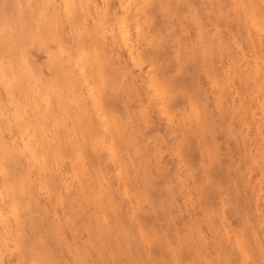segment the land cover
I'll return each mask as SVG.
<instances>
[{
    "label": "bare ground",
    "instance_id": "obj_1",
    "mask_svg": "<svg viewBox=\"0 0 264 264\" xmlns=\"http://www.w3.org/2000/svg\"><path fill=\"white\" fill-rule=\"evenodd\" d=\"M168 1L170 2L171 0H60V1L58 0H0V86H1L0 89H2L3 93L5 94L4 96L5 100L2 101L0 97V264H3L5 262L3 261V259L6 260L4 258L6 257L5 254L7 253L8 255L12 249L13 250L16 249V251L14 250L15 252L17 251L19 252V253H15L13 251V254L15 253L18 255L16 259L19 264H23V262L25 261V258L28 257L27 254H29L30 257H34L33 259H36V260L38 259L39 260V261L37 260L38 262L36 260L34 261L37 263L40 262L41 257L45 255L47 256L48 254H50L49 257L48 256L47 258L44 257V260L49 261V262L46 263L41 258V260L44 263L41 262L40 264H53V263H56V260H54V258L59 254V253L58 254L56 253V250L58 249L55 247V245H59V243L62 242V240L64 241L66 240L68 241L69 239L72 240L71 238H73V240L75 239L76 242L79 241V239L78 240L76 239V238H79V234L77 235L76 234L77 232L75 233V229L78 227V225H81L79 224L80 222L79 223L78 221L76 222V225L77 223L78 225L75 226V228L73 227L75 224L70 222L71 224L69 223L70 225H68L66 229L69 231H66L65 228L67 225H65V223L68 222V220H70V219L64 220L66 219V217L63 219L65 222L62 223V225L65 226L64 230L66 232H69V233H65L66 235L68 234L67 237H69L70 229L73 227L72 228L73 230L71 229V232H72V235H70L71 238L69 239L65 238L66 239L65 240L63 237H61L62 234L59 235L58 232L56 231L54 232L52 231L53 233L51 234L50 229L47 230V228L52 227V226L54 227V225H52L53 222L51 224L49 223V221L52 220L54 216L52 215L53 212L46 211L48 210V208L46 209V207L44 206L42 207L46 210H43L42 208V211H46L48 213L52 212L51 214H49V216L50 215L52 216V218H50L49 216L45 217L46 212L45 213L41 212L43 214L42 215L39 211H37L39 212L38 214L42 215L44 218L46 219L50 218V220L48 219L49 221H47V223L52 225L50 226L47 224L48 227H46L47 225H45L44 226L45 231H42V234L43 233L46 234L45 232L47 233L49 232L52 235V239H51L50 238L51 235L47 234V237L50 236L48 237L49 238L48 241L50 240L51 242L49 243L52 245L50 248L49 246L50 244L46 240L47 245L49 244L48 245L49 248H47L45 247L46 243L44 242L45 246L44 245L43 246L48 249L46 250L48 253H46L44 250V255L41 254L42 250L40 249L41 247L40 244L43 243V239L45 240L47 239V237L45 238L44 237L45 235L44 234L42 235L41 232L36 233L37 229L43 230L42 225L46 223V221L42 220L43 218L40 216L39 221L42 220V225L40 223L41 226H38V227L36 226V225H39V223L36 224V222H39L38 221L39 215L36 213V210L38 209L41 210L40 209L41 205H39L40 207L37 206V201L38 199L40 200V198H38L37 200L36 198L39 196V194L45 193V190L42 188H47L46 186L47 180L51 181L55 186L56 185L62 186V188L65 190V193L69 192V186L67 185L69 184V182L67 179L66 180L68 183L65 182L66 181L65 179H63L64 181L62 180L61 175L64 173L63 172L61 173V170L59 171V168H60L59 163L63 159H65V157L64 158L62 157L64 156L63 151L66 153L68 151V148H69V152L73 149H75L74 151L78 152V153L76 152L78 154V155L76 154V156H74V153L71 154V157L74 156L72 159L76 157L75 160L77 164L74 163L75 161L72 162L73 160L71 159L72 161L70 160V162L73 168L70 167L71 166L70 164L69 170L72 169L73 174H74L73 176H75L76 178L78 176H81L80 178L78 177L79 179L77 178V181H79V184L77 182V184L79 185L78 187L79 189L77 190V192L79 191L81 193L82 199L84 200L82 202L81 197H80V200L78 199L77 203H81V202L82 203L80 205L77 204V207L79 209L73 205L75 208L74 209L73 207L70 206L72 205L70 201L71 199L69 200L68 199L69 197H67V199H63V200L64 201L67 200L65 202L70 203V205L66 204V206L69 205L68 207H71V209H74V212H76V215H77L80 212L77 211L76 208L80 210L81 209L80 207H83V209L80 210V211H83L87 207L85 203L88 197L92 198L93 196L94 202H96L95 204L93 202V205L98 206V207L100 206L101 208L102 206L103 208L105 206H106L105 208H108L107 206L110 205L109 207L110 208L112 207L115 210L114 216L112 218L113 220H112V219H108L109 216L108 217L106 216V218H104L105 216H103V214H106V212L108 214V211L111 214L110 208H108L109 209L108 211L105 208H104L105 210H103V208L102 209L99 208V211L103 210L101 212L103 213L101 217L99 215L97 216V213L95 212V211H98V209L96 210L95 209L96 207L95 206L93 207L95 210L93 211L95 212V214L93 215L95 218L94 217L93 218L95 220L94 219L92 220L95 222L90 221V223H96V224L91 226L90 224H88L89 221L86 220L85 221L86 226L83 225L85 222L82 223L81 225L83 226V228L85 227L86 232L89 231L87 229H90L92 235L91 233L89 235L87 234L88 236L87 242H81V243L78 242L80 246H83L85 244V246L87 245L86 247L88 248L86 249V247L84 246L82 248L76 243L73 244L74 250H75L73 254L74 255L76 254L75 255L76 257L72 255L73 258L75 257V260H72V261L74 262L76 261V264H78L77 263L78 261H79V264H96L98 262H101L99 260L100 259L102 260L103 258L101 257L105 256L104 252L107 253L106 251H109L108 249L112 245H114L112 244L110 245V247H107L106 245L108 249H106V251L103 252L104 248H106L104 237H108V236L113 237L111 236L113 233L112 234L110 233V235L108 236L102 235L104 237L99 235L102 238L100 239L101 242H99L98 239L96 240V242L100 244L94 241L95 236H97L95 234H104L103 233L105 232L104 230L106 228L110 229L109 227H112V225L110 224L112 223L114 224L115 219L121 220L122 218H124L122 217L123 213H127L128 209L130 210V207L129 208L127 207L130 206V204L133 203L134 200L138 197V195L144 192L145 189L147 190L146 192L148 193H150L149 190L153 192L154 190L150 189L149 187L152 188L153 186L156 185L157 188H159V190L156 187H154L156 190V193L155 192L154 193L157 194L158 191L160 192L162 188L160 187L161 183L159 184V182H161L160 180H162L161 178L165 179V181L162 180L163 181L162 184L164 185L165 183V186H166L165 195L163 197L159 196L158 198L157 197L155 198L154 197L155 195H153L154 193L152 195L147 193L149 196L147 194L145 196L146 197L148 196L147 198H149L150 196L151 197L153 196V198H155V201L159 200L158 202L153 201L155 203L151 202V204H153L154 207L156 205L157 207H159L158 210L161 211V213L164 216V219H162L161 221L163 222L165 220L168 226L169 224H171L172 226L174 224V227L171 229L170 227L164 226V227H160L159 229H156L152 226L153 224L152 225L149 224L150 222L149 223L147 222L148 224L143 226L145 224L144 222H143V225H141V223H138V221L140 222L142 218L138 220V217H137L136 220L138 221L135 220V222L138 223V224L136 223V225L138 226L139 229H141L139 230V235L142 234V237L138 236V232H136L138 231L137 228H134V229L130 228L132 232H136V235H133V238H131L130 236L134 233L128 232L129 229L126 228V230H128L126 232H128V234L129 233L131 234V235L127 234V236L131 238V241L126 240L127 236H125L124 241H127L128 245H126V242H125L122 245L123 247L132 249V251H134L135 253V256H137L136 252H139L141 256L142 255L141 253H143L139 251L140 249H142L141 245L147 244V248H151L155 246L156 249L155 248H152V250L147 249L148 254H146L147 251L146 253H144L146 254V257L144 254H143L144 256L142 255L143 256L142 258H144L143 261H146L147 257H149V262L150 261L153 262L154 258H156L155 260L158 261L159 258L162 257V256L159 257L158 255L151 257V255L156 254L154 253L156 251H153L154 249L158 250V252L159 251L163 252L162 253L163 256L167 251L168 252L167 254H169V257L167 258L165 256V258L168 261L169 259H171L170 258L171 255H172L171 257H174L173 259H179L178 255L181 252V249L186 248L187 251H190L188 255L189 259H187V256L185 258L186 260L182 258V260L184 259L182 262L183 264L187 261H190V263H193V264L203 263L201 261L203 260L206 261L205 257L207 256L205 255L209 254L208 251H211V253L214 254L215 257H214V260L212 261H215V262L217 261V264L218 262L220 264L221 263L223 264H242L244 261L246 262V260L249 259L248 255H250L251 253L253 255H251L252 257L251 256L250 257L253 260L255 259V257H257L256 258L257 260L255 259L257 262H255V260L254 261L250 260L252 261L251 262L252 264H264V240H263L264 236H262L264 234V136H263V131H264V0H233L236 3L235 5H237L238 11L241 13L240 14L241 16H239V19L243 20L244 22L243 26H245L246 28V31H244L246 34L244 33V35H242L243 40H246V41L243 45L240 43V41L239 43L242 46H244L247 42L250 48L249 52H247V50H243V48L246 49L248 47L247 45L242 48V46H239V44L236 45V43H234V42H237L238 40L237 41L233 40L235 37L233 36V34L231 38L228 36L230 39L229 38L224 39L222 38L223 36L220 37L218 33H215L218 27L215 19L214 21H211L212 19L210 20L211 27L213 28L212 30L214 31L212 36L206 35V34H209V33H206L208 32L207 29L205 30L206 34L201 32L200 29L198 30V32L196 31L198 34H197L196 39H194V42L195 40L197 42L203 41V39L206 38L205 39L206 44L208 42V44H211L210 46H212V48L216 46L214 49L210 48L208 50L209 45L208 44L205 45L207 48H204V49H206L207 50L206 52L208 53L204 51L206 53L204 54L205 55L210 54L212 55V57L211 56H210L211 58L206 57L204 54H202L204 62H202L201 66L200 65L198 66L199 62L197 64V62L194 60L195 54L197 52L194 49V45H195L194 42H189L186 46L184 44H180L182 45L181 46L183 48L182 49L180 45H178L180 41L178 43V41L176 40V36L172 35L175 37L174 40H173L174 37L171 38L172 43L176 40L175 43L177 42L178 44L176 43L173 46H168V42L164 38L165 37L164 33L161 34V37L163 36V38L162 40H160L161 39L160 37L159 39L160 42L158 41H156V43L153 42L156 40L154 39L155 36L159 35L160 30H162L163 27L166 28L165 26H163L164 25L163 23L166 22L167 16H168V19L170 18L172 19L171 12L175 13L174 11L177 10V9L175 10L174 8H173L174 10L172 8L171 10L167 9L166 6H167ZM181 1H182L181 4H185V7L190 6V8L188 9H193L191 7L194 5L193 4L192 6L190 5L191 0H186V1L181 0ZM172 3H175V0H172ZM224 3L222 4L224 5ZM231 3L233 4L234 2H231ZM179 4L180 2L179 3L177 2L176 4H171V5L172 6L177 5L176 7L178 6L180 7ZM227 5H229V3ZM172 6L169 5V8ZM225 6H226V3H225ZM213 7L214 6H211L210 8H213ZM13 8L14 10H12ZM195 8L193 9L194 12L196 11ZM216 8L217 9H215V12H214L215 14L212 11H208V12H211L214 15V17H217L221 12L223 11L225 12L226 10L224 9V6L221 7L219 4L216 6ZM181 9L177 10V12H179ZM181 11H183V9ZM216 12H218L217 15H216ZM165 16H166V19L165 21H163ZM207 16L209 20L210 19L209 15ZM175 17L177 18V15ZM196 17L199 20V17L198 16ZM195 19L196 18H194V20ZM88 24L90 26H88ZM179 24L182 26L181 23ZM180 25L179 27L177 26V28L180 29ZM65 28H66L67 34L64 32ZM180 30H182V32L184 31V29H180ZM240 34L241 33H239V36L241 37ZM157 36L156 38L158 39ZM179 37L177 36L178 39ZM36 39L39 40V45L42 46L43 48L48 47V44H47L48 41H50L51 43H54V45L57 46L58 48V49H55V51H53V53H55L56 56L51 51H48L47 53V55H49V58H50L48 61L49 63L47 64L50 66L51 65L50 61H52V65L50 67L51 69L53 68L52 74H54L55 78L53 77V78H50L49 80L45 79V77L43 78L41 69L38 67H35L33 63L31 62V54H30L29 46L31 45L30 43H32L33 41H36ZM227 40H233L234 42L230 44V42ZM108 41L110 42L108 43ZM65 43L66 44L68 43V47L66 46ZM64 44L66 47L64 46ZM86 44L87 46H91V47L88 48ZM232 44L235 45L234 49L232 47ZM144 46L145 47L148 46V50ZM84 48H86L87 50L92 49L91 51L88 50V52H91L96 58V60L91 58L92 60L90 59L91 60L90 61L89 53L87 54V50L85 51ZM179 48L182 49V51ZM189 48H191L192 51L189 50L190 51L189 52L187 50ZM121 51L124 52V56L126 54L125 58H122L123 55L121 54L123 53H121ZM223 58L226 59L227 65H225L226 63L224 62ZM124 59H126V61H124ZM222 60L225 63V64L223 63L224 65L221 64ZM88 62L90 63V65ZM218 63L221 64L220 67L217 65ZM48 65H47V68H48ZM102 65L105 66L106 68H104ZM101 66L103 67V69ZM143 66H145V68ZM224 68L225 69L227 68L228 71L232 70L233 73H235L234 75L236 76L238 75V77H241L242 81L244 80L243 88L245 89V92L241 94L242 98L241 97L239 98L240 101L238 100L239 102L235 103L237 101H228L229 99L233 100L232 96L234 94L231 96L227 91H225V88L220 89V91L218 90L220 87L217 88L216 90L218 92H221V96H218V97L215 96L217 97L216 98V101H217L216 108L218 109V110L216 109V111H219L218 112L219 120L224 123V127L226 124L229 123V129H230V125L233 119H235L236 122L238 121L241 127L245 126V128H248L249 125H252L254 127L253 129H254V137H255L254 139L255 149L252 152H255V153L251 154L250 150H248L249 152L248 151L247 152L249 156L247 155V157L251 159V160L248 159L251 163L257 161L256 163H253L254 168L258 167V174H259L258 175L255 173L256 175L259 176V177L258 176L255 177V180H253L254 177L250 174L252 171L250 169L253 168L251 166H249L250 168H248V171L250 172L248 173V172H244L245 171L244 169H242L243 171L237 170L239 166L235 167L234 169L232 168L231 165H229L230 163L229 164L226 163L225 166H223L224 163H220L222 156L221 154H218L219 152L216 151L218 150V148L215 147L216 139L214 137L215 136L214 133L220 131L219 130L220 128L218 130L217 129L215 130V128H217L215 125L217 123H215L213 120L215 115L211 113V110L207 109L208 107L206 108L205 103L202 102L204 99L206 100L208 96L203 94L205 98L204 97L201 98L200 94L202 92L200 93L198 90H196L197 88L196 85L198 84L197 82L198 72L205 69L204 71H206L209 75L211 74L212 76L213 74L215 75L216 72L220 69L221 70L219 72H222V74L228 72L227 70H224ZM90 69H92V71ZM106 69H107L108 74L107 72L104 73L107 75V77L106 75L104 76L106 78L103 77L104 79H106L104 80L103 78H101V76L104 75L103 71H106ZM134 69L139 70V74L137 73L138 74L137 76H135L133 74L134 72H132V70L134 71ZM48 70L50 69L48 68ZM138 70H136V72ZM99 71L103 75H101ZM180 71L183 72V74L181 73L182 76H179ZM98 72L100 73V76ZM50 73H51V70H50ZM92 74L94 76L98 75L100 77L98 78L100 79L99 82L102 79L105 81L104 84L106 83V85L104 86V88L108 86L107 85L109 83L108 80L112 79L113 82L111 83H113V85L109 83V86L112 85V87L110 86L111 89H108L109 87L105 88L107 89L106 95L108 96L109 100L108 98L106 99L107 101L103 99L104 98L103 97L104 88L102 89L103 81L100 82L102 83V85L100 84L101 88L97 89L96 91L91 90L89 92L88 97H86L87 99H89V101L84 96L83 97L80 96L81 99L80 101H78L77 99H79V97L76 98V96H74L75 92H73L74 91L73 89L75 88L77 89L75 91L79 90L81 93L82 90L80 89H82L83 85H85V83H87L93 77ZM217 74L219 73L217 72ZM227 74L228 73H226V75ZM108 75L110 76V78ZM226 75H224V78L228 80V77ZM138 78L140 79L138 80ZM238 79L240 80V78ZM106 81H108V83ZM190 87L193 89V92H192L193 96H191L190 93L187 94L188 91L190 90L192 91V89L189 90ZM249 87L257 88V91L258 90L259 92L262 91V93H259L260 96L255 95V93H257L256 90H255V93L251 92L253 90H250ZM223 89L225 92H227L226 94L225 93L223 94V97L225 99L224 101L221 100ZM111 90L113 91L112 94H111L112 92ZM108 91H111V92L108 93ZM217 91L215 92L216 94H217ZM64 92H67V97H66V93L64 94ZM165 92H167L168 94ZM49 93L51 94L52 98L53 96L56 98V101L54 102L55 103L54 109L51 108L52 105H51V99L49 98L50 96ZM52 93H54V95H52ZM71 93H73L72 97H75L74 99H72V102H70L71 100L67 101L69 100V98H72ZM69 94H70V97H68ZM164 94H167L168 98H167V95L165 97ZM188 95L191 96L192 98H190ZM218 95H220V93ZM163 96L166 98V100L164 99ZM239 96H240V93H239ZM82 98L84 99L82 100ZM75 99L79 102L78 104ZM144 99H146L145 102H144ZM160 99H162V101ZM190 99H193L195 101H192V100L190 101ZM84 100H87V101H84ZM213 100H215V98ZM102 101H104V103H102ZM134 101L137 102L136 105L138 107H136L137 108L136 110L138 109L139 110L136 111V113L138 112L137 115H139V117L135 115V109L132 108L136 106L135 103H133ZM179 101H181L182 104L188 103V106L190 109V111L189 110L188 111L190 113V116H187L188 114L186 113L187 111L184 112L185 111L183 108L184 105H182L181 103L179 104ZM73 103H75V106H74L75 108L72 106L73 107L72 111H74V113L76 112L75 110H77L78 108L81 110V113H80L79 112L80 110L78 109L79 113L76 112L75 114L76 116L73 114V112H71L72 107L70 109V104L74 105ZM132 103L134 104V106L132 105ZM76 104L78 108H76L77 107ZM87 105H90L89 106L91 107L90 110L89 108L87 109L85 107ZM118 105L119 106L122 105L123 107L121 106L120 107L125 108L123 109V111L125 110V113L123 112L124 116L122 113H120L121 111L119 110H122V109H120ZM214 106H216L215 103H214ZM153 108H155L157 111V113L155 114H158L156 115L157 117L155 118L159 120V118L161 117V120L163 119L164 121L167 122L168 126H166V122H164L165 126L169 128L166 130V131H169V134L168 132L166 133L167 134L166 137L168 138V135H169L170 139L169 138L168 139L170 141L172 140V143L169 142V144H167L168 140L166 141V139L163 138V141H161L163 143L162 145V143L159 142V140L158 142H156L157 141L156 136H155L156 139L155 138L153 139L152 135H151L152 137L151 138L149 135H147L144 132L145 130L149 132L150 128H155L154 126L158 122L157 121L155 123L156 120H153L152 119L153 117L151 118L150 111L151 109L153 110ZM255 108H258L259 111L256 112L254 110ZM107 109H109L110 111H106ZM55 111L56 113L59 112L58 115H56V116H59V118L57 119H56V116L54 115ZM115 112H118L117 113L118 115L114 116L113 114H115ZM119 113L122 115H119ZM63 115L64 117L65 116L66 117L63 118ZM68 115L69 117L73 115L72 116L73 118L71 117L70 121L72 123L74 121L78 122L80 125L78 123H75V122L74 123L76 124V126L78 127L80 126L79 128L75 127V124H74V128L72 127L73 124L71 123L72 124L71 125L70 122L68 121L69 120ZM80 115L82 118L83 116H85L84 118L85 120L84 119H82L83 121H81V119L78 120V118H81L79 117ZM52 116H54V119H52L53 118ZM134 116L138 118L136 117L134 118ZM174 117H176L177 119L176 123L174 122L175 120L173 121ZM68 122H69L68 124L69 126L66 124ZM225 122L227 123L225 124ZM159 124H160V120H159ZM81 125L82 126L84 125V130H85L83 133L84 136L82 135L83 138L80 136H79L80 138L78 137V135H81L79 133L80 128L82 127ZM67 126L69 128L71 126L75 132L78 129L76 135L78 134L77 137L80 143L77 142V138L75 137L76 135H73L75 133L74 131H72L73 129L71 130L67 128ZM226 128L228 129V125L227 127H225V129ZM55 129L56 130L59 129L60 132L62 131L61 129H63L66 132V134L65 132L62 131L64 133L62 135L58 132L59 130L56 131ZM51 132L53 133L51 134ZM150 132H152V129L150 130ZM226 132H229V131H226ZM242 132L244 133L246 132V130L245 131L243 130ZM239 133L240 131L238 132V134ZM243 133H241V135L245 139V135L247 133L246 134L245 133L243 134ZM57 134H58V137H56L57 138L56 139L55 136ZM144 135H147V136H145L144 138ZM246 136H248V134ZM74 137H75V140H74ZM189 137L190 138L194 137V141L192 140L190 141ZM50 138H53V139H50ZM81 138L87 139V140H85L82 143L80 140ZM146 138L148 139L151 138L152 141L154 140L152 142L150 139L151 145H147ZM54 139L59 140V141L58 142L53 141L52 143L51 141ZM159 139L161 140V138ZM250 141L252 140L250 139ZM157 143H160V145ZM164 143H166L169 146H166V144L164 145ZM254 143L252 144L254 145ZM94 144L95 146H93ZM161 145L165 146L167 151L171 150L170 153L174 155L172 156L171 154H169L171 156L170 157L171 159L172 157L176 158L175 161L173 160V162H175L176 164V169L174 166L175 170H173L174 171L173 174H175L176 177H174L175 175L173 176V174H170V171L168 170L169 167L167 166L168 164L166 162L163 163L161 160L162 159L161 156L164 155L166 151L165 148L161 147ZM149 146L151 147L149 148ZM173 146L174 148H171ZM250 146L251 145H249V147ZM64 147L67 148V151H65L66 148L63 150ZM87 147L89 149L91 148L94 150L93 152L91 149L88 150V152L86 153L87 156L89 152H92V154L91 153L89 154L93 156V154L99 155L100 153L102 154V152L105 151L107 152V154L103 152V155L105 153L107 156L112 157V159L110 157L108 158V160L109 161L112 160L111 163L114 162L113 163L115 165L114 168L116 167L114 170L115 172L112 171L114 174L111 173L112 176L113 175L115 176L114 178V180L116 181V186L114 185L115 187L112 184H107L106 181L105 183L102 182V180L104 181L103 178L99 179L98 177H96V175H99V177L102 175L101 171L99 174H97L99 170L97 171V173L94 172V174L91 173L90 171L86 172L84 168L86 165L85 163L86 161L83 162L84 160L81 159L82 157L81 155L85 154V152L88 149ZM95 147L98 148L99 150L97 151ZM167 147L170 148V150ZM100 149H102L103 151ZM193 149L194 151L198 152L197 154L198 157L200 156L199 158L192 157V158H195V160L197 159L196 160L197 163L196 161H194L195 162L194 165L198 164L197 166H198V169L200 170V173H198V169L195 168L196 166L194 167L192 165V162H190V161H193L194 159L191 160L192 158L190 159L188 158L189 159L188 160L186 158L187 156L186 154L188 152L192 153L191 151ZM95 150H96V153H94ZM162 150H164V152ZM79 151H81L80 152L81 154L79 153ZM165 154L168 155V153H165ZM244 154H246V150ZM204 155L206 156V158H204L205 157ZM87 156H85V158ZM100 156H98L97 159H95V156H93L94 160H96V162L97 161L101 162L99 160L101 158ZM125 156L127 158L131 156L129 159V162H126L128 160L126 159ZM151 157H154L152 158L153 159L152 161L150 160ZM87 158H90V156ZM20 159H21L22 164L17 163L19 162ZM204 159H206V162L204 161ZM59 160L60 162L58 163ZM90 160L92 161L93 158L91 157ZM91 161L89 162L92 163ZM243 161H244V158H243ZM249 161H248V164H249ZM78 163H82L84 166L82 164L78 165ZM217 164L219 165L218 166L219 168L216 166ZM220 164L222 165L220 166ZM243 164L240 165V168ZM254 164H257V165L255 166ZM18 165L20 168L18 167ZM60 165L62 164L60 163ZM76 165L80 166L81 167L80 170L85 171L87 174L91 173V176L93 174L95 178L93 179V177L91 176L85 178L84 176H88V175L81 173L82 171L79 172L80 170L78 166H77L78 170H76L77 169L75 168ZM92 165H94L93 169L97 167V164L94 162ZM216 167L218 169H216ZM17 168L19 170L21 169L20 172ZM97 169H100V168L97 167ZM213 169L214 170L216 169L215 170L217 171V174L215 173L216 175L212 174V171H214ZM233 169L234 171L235 170L237 171L234 172L232 171ZM74 170L76 171L75 173H74ZM105 170H102L104 171V173L102 172L104 174L102 176H105V179H108L109 177L107 175L110 174L109 172L110 170L108 171L109 173L105 172ZM91 171L93 172V170ZM77 172H79V174L81 173V175L77 174ZM231 172H232V175H231ZM105 173L107 174L105 175ZM233 173H235L234 177H233ZM139 175H140V178H138ZM46 176H47V180H46ZM112 176L109 179L113 178ZM156 177H158V179ZM159 177H160V180H159ZM173 177L176 179H174ZM189 178L190 180L192 179L191 183L188 182L190 181L188 180ZM126 179H128L129 182ZM156 179L159 180V182ZM172 179L175 180L177 184H175V182H173ZM111 180H108V181H111ZM250 180H251V183H250ZM152 181H155V182L153 183ZM172 182L174 183V187L171 185L173 184ZM152 183L155 185H153ZM128 184L129 186L131 185L130 188H132L131 190L133 191V193L130 195L129 193L131 190L128 189L129 188L127 186ZM133 184H136L137 187ZM137 184L138 185L141 184L144 187L143 188H141V186L138 187ZM50 185L52 184H49L48 186ZM175 185L177 186L175 187ZM240 185H242L243 187L241 186L242 187L241 188ZM51 187L53 186H50L49 188ZM246 187L250 189L249 190L250 193H249V196L248 194L245 193L247 195L246 200L248 199L247 201L248 203L246 202L248 205H246L245 207L244 205L245 203L243 202L244 199H240L242 197L239 192L243 188L246 189ZM49 188H48V190L50 191L49 194L51 193L53 194V192L55 194L54 188H51V189ZM55 189H57V187H55ZM40 190L41 191L43 190L44 192L42 191L43 193H41ZM48 190L46 192H49ZM51 190H53V192H51ZM191 190L195 191L196 196L195 194L194 196L196 198L191 197L193 195V193H191ZM120 191L121 193H123L122 195L124 196L126 195L132 196L131 198L133 200L131 199V201L133 202L130 201L129 199L130 197L126 196L128 199L122 197L121 193H118ZM37 192H38V196L36 197ZM146 192H144L143 195H141L143 196L142 198L145 197L144 194ZM177 192H179L178 195H181L183 197L184 201L182 200L181 196L179 199L183 201V204L185 205V207L190 208L189 206H191L192 208L190 209L192 210V212L194 210H195L194 212L196 213L200 211L202 220L200 219L201 217L199 219L201 220L202 223L206 225L205 226L203 224L204 227H207V228H204L201 225L202 223L200 224V221L198 219L199 217L198 214L200 213H197L196 215H194V212L192 214L190 209H189L190 211L184 210L185 213L188 214L187 216L189 217V221H188V218L185 219L184 217L186 221L182 222L183 220H181L182 222V223L180 222L182 224L181 227L179 226L180 224H178L179 222L177 223V225L182 229L181 234L183 235H180V228H177L176 220H178L179 217L183 218L181 216H183L185 213L183 211V215H181L182 211H180L181 209L179 210V208L182 207L183 204L181 201L179 202H181L182 205L180 203L178 204L177 202L179 200L178 198H177L178 200L176 201ZM136 193H137V196L135 197ZM241 193H243V191ZM45 194L44 196L49 195V194L47 195ZM59 195H60V191H59ZM237 195L239 196V199ZM49 196L52 197V195H49ZM116 196L118 198L120 196L119 201L122 200L121 199L122 197L126 200H129L127 204L129 202L130 203L128 204V206L125 207L126 203H123L122 201V202L117 203L120 205V206L117 205L118 208L113 207L111 205L116 206L113 203L114 200H116L115 199ZM141 196H139L138 198H140ZM142 198L137 199V200H140L138 203L142 201L141 200ZM147 198L145 200H148ZM159 198H163L164 200H161ZM95 199L99 200V201L97 200L98 205ZM192 199H196V200H194L193 202ZM23 200H26L29 203L27 204V202L26 201L23 202ZM60 200L61 199H59L58 202H60ZM91 200L93 201V198ZM91 200L87 201L89 205L88 208L92 207L90 206V202H92ZM103 200H105L106 203ZM149 200L152 201L151 198ZM237 200L239 201L241 200L242 204L243 203L244 204L243 205L240 204L239 202H237ZM30 202L32 204L34 202V205L32 206ZM122 203L127 210L126 209L123 210V207H121ZM135 203L136 202H134L131 205V207L132 206L137 207L138 203L136 204ZM24 204H27L28 206L31 205L32 207L30 208H32V210L35 208L34 206H36V208L38 209L35 208L33 210L35 213L33 211H30V212L25 211L26 208L28 207L26 205L24 206ZM145 204L146 203H144V205ZM214 204L216 205L218 204L221 210L220 212L215 209L217 207L213 208ZM83 205H86V206H83ZM178 205H181V206L179 207ZM23 207L24 208L26 207L25 210L24 209L21 210ZM154 207H152V209H156V207L155 208ZM30 208L28 210H30ZM214 209L217 211V213L219 212L220 214L219 215L215 214L216 211ZM135 210H139V209L136 208ZM135 210L133 211L130 210L128 213H133L135 212ZM140 210L143 211L142 209ZM21 211L23 212L25 211L26 214L28 213L31 214L33 212L34 214H36V216L34 214L32 216L28 214L29 216H31V217H28L25 214L28 217V219H26V216L23 214V212L20 214ZM225 212L227 214H225ZM142 213L143 215L145 214L144 212ZM20 215L23 217L21 218ZM54 215L57 216L56 212ZM147 215H150V214L148 213ZM226 215L229 216V218L233 217L235 219L234 223L232 221L234 226L232 225V223H230L231 220L230 222L227 221ZM33 216H35L34 217L35 219L33 218ZM24 217L26 220H24ZM158 217L160 216L158 215ZM130 218H132V216ZM107 219L112 220V222H109V221L107 222L106 221ZM155 219H154V222L155 221L157 222V220ZM216 219L219 221V223ZM55 220L58 221L57 219ZM118 220L116 221V223L118 222L119 224L120 222ZM122 220H123L122 222L124 223L125 220L124 219ZM130 220L127 221V225H128V222H130ZM59 221L61 222V220ZM164 223L165 222H163L162 224L164 225ZM197 223H199L204 229L208 230V231L206 230V232H208V235L212 233L211 237L213 239L211 238L212 241H210L209 246L207 245L208 242L206 244H203L205 245V247H202V245H200V243L202 242L200 238L203 235V231L200 228L198 230L199 224L197 225ZM27 225L28 227L26 228ZM87 225H90V226H87ZM124 225H126V223H124ZM131 225H134V222H132ZM69 226L71 227L70 229H68ZM116 226L115 228L114 227L112 228H114L115 230ZM34 227L37 229L34 230ZM60 227L61 226H59V229L63 230L62 227L61 228ZM86 227H92V228H86ZM143 227L145 229L147 228L146 231ZM83 228L81 230H84ZM112 228L110 230H112ZM118 228L120 227L118 226ZM142 228L144 229V231H142ZM99 229L100 230L103 229L101 230L102 233H100L101 231L98 233ZM135 229L136 231H133ZM76 230H78V228ZM110 230H108L107 234H109ZM117 230L116 232H118ZM159 232L162 234L158 235ZM170 232L173 233V236L175 235L174 237L175 239L173 238L172 239L170 238V239L172 242L174 240L175 242L174 245L178 248L177 250H174L175 248L170 249L171 241L168 240V236H167V233H170ZM60 233H62V231ZM79 233H82V231H79ZM118 233L117 235H119ZM120 233L121 235H123L124 229H122ZM37 234L38 235L41 234L42 240H41V237L40 238L37 237L38 236ZM107 234L105 233V235ZM196 234L198 235L197 237H199L198 239L201 241L200 242L199 240H197L200 243L198 242L196 243H198V245H200L201 247L195 246V242L193 241L194 237L197 238ZM115 235L116 234H114V236ZM91 236H94V238L92 237L93 240ZM134 236H136L137 239L139 237L140 241H138L139 239L137 240L136 238H134ZM190 236H192V238ZM121 237L122 238L120 239L123 240L124 239L123 236ZM170 237H172V235ZM204 237L206 236L203 235V238ZM36 238L37 239L39 238L38 241L41 240V242L39 241V244ZM89 238L95 243L93 242L94 244H91L92 242H90L91 240ZM96 238H98V236ZM109 238H106V239L110 241V240H113V238L115 237H113L112 239H109ZM118 239H114V240L117 241ZM88 241L90 242V244ZM110 243H112V241L108 243V246ZM63 244H62V247L65 245ZM138 244H140V248ZM43 246L41 248H43ZM53 246L56 249V250L54 249L55 252L52 248ZM68 246L64 249L67 250ZM60 248L61 247H59V249ZM114 248H116L115 250H120L116 246H114ZM49 249H51L52 251H49ZM69 249H70V246H69ZM143 249H145V247ZM200 249L202 250L200 251ZM115 250L113 252H115L117 255V252ZM125 250H123V252ZM129 251L130 250L128 249V254H127V251L124 253H126V255L128 256L131 254ZM202 251L203 252L205 251V253L207 252V254L203 255L201 253ZM111 252L112 250H110V253ZM55 253L57 254L55 257L54 255L53 256L51 255ZM108 253L106 257L110 256V259L111 257L113 258L115 256V254L113 253L112 255ZM118 253L120 254L121 251L120 252L118 251ZM184 254L185 253L183 252V256ZM36 255L39 257L40 255H43V256L39 258V257H36ZM68 255L71 256L70 251ZM9 256L10 255H8V257ZM72 256L70 260L73 259ZM30 257L28 258L30 259ZM59 257H61L60 254L57 257V261ZM108 257H107V260L109 259ZM142 258L140 257V259ZM114 259L115 257L112 260L114 261ZM112 260H109V261L112 263L113 262ZM160 260H163L162 263H164V259H160ZM166 260H165V263H166ZM171 260L169 261L170 264H172L171 262H174V260L173 261ZM209 260L211 261V259ZM239 260H242V261H239ZM26 261H28V259H26ZM72 261L71 263H73ZM115 261L114 262L117 264L116 259ZM131 261L133 262V260ZM143 261H141V263ZM210 261L208 262L211 263ZM30 262L31 264H37L32 261V258ZM59 262L61 263L62 259L59 260ZM208 262L206 261V263L204 264H207ZM239 262H242V263H239ZM60 263H57V264H60ZM63 263L68 264L69 262H65V258H64ZM153 263L160 264L161 261H158L157 263L155 262ZM247 263L251 264L249 261L246 262L245 264ZM105 264H109V263H105ZM179 264L181 263L179 262Z\"/></svg>",
    "mask_w": 264,
    "mask_h": 264
},
{
    "label": "rangeland",
    "instance_id": "obj_2",
    "mask_svg": "<svg viewBox=\"0 0 264 264\" xmlns=\"http://www.w3.org/2000/svg\"><path fill=\"white\" fill-rule=\"evenodd\" d=\"M58 1H60V0H58ZM183 1H186V0H183ZM193 1H195V2H193ZM173 2H174V1H173ZM177 2H178V3L180 2L179 5H180V7L183 9V11H181L182 9H181L179 6L176 7L178 4H177V5H173V6L171 5V4H176ZM181 2H182L181 0H180V1H179V0H178V1L175 0V3H172V0H171L170 2H169V1L167 2V6H166L167 9L171 10V8H172V9L174 8L175 10H176V9H177V10L181 9V10L179 11L180 13L177 12V10L174 11L176 14L173 13V12H171V13H172V16H171L172 19H171V18L168 19V16H167V20H166V22H165L166 25H165V23H163V24H164L163 26H165V27L168 29V31H167L166 28L163 27L162 30H160L159 35H158V36L156 35V36L158 37V39H157L156 36H155L154 39H156V40L153 41L154 43H156V41L160 42V40H162L163 36L161 37V34H163V33L165 34V35H164V36H165L164 38H165L166 41L168 42V46H173V45H175V44L177 43V42L175 43L176 40L178 41V43H179V41H180L179 44L177 43L178 45H180V44H184L185 46H186L189 42H194V39H196L197 34H198L197 32H198L199 29H200L201 32H203V33H205V32H206L205 30L207 29L208 32H206V33H209V34H206V33H205V34H206V35H211V36H212V34L214 33V31L212 30L213 28L211 27L210 22H211V21H214V19H215L216 24H217V26H218L217 29H216V31H215V33H218V35H219L220 37L223 36L222 38H224V39H228L229 37L231 38V37H232V34H233V36H235L233 40H234V41H235V40H236V41L238 40V41H237V42H234L233 40H227V41L230 42V44L234 42V43H236V45L239 44V46H242V45L245 43L246 40H243L242 35H244V33H245L244 31H246V28H245V26H243V25H244L243 20H242V19H239V16H241V15H240L241 13L238 11V9H237V5H235V4H236L235 1H233V0H232V1H231V0H191L190 5H191V6H192V4L194 5V6L191 7V8H193V9L196 7V8H195V10H196L195 12L193 11V9H188V8H190V6H189V7H185V4H181ZM224 2L226 3V6H225V3H224ZM231 2H234V3L232 4ZM169 3H170V4H169ZM183 3H184V2H183ZM194 3H195V4H194ZM210 3H211V4H210ZM222 3H224V5H223ZM228 3H229V5H227ZM218 4H219L221 7L224 6V9H226V10H225V12H224V11L221 12V13L219 12L220 14H219L217 17H214V15H213L211 12H208V11H212V12L214 13V12H215V9H217L216 6H217ZM114 5H115V3H114ZM169 5L172 6V7L169 8ZM181 5H182V6H181ZM233 5H234V6H233ZM211 6H214V7H213L214 9H213V8H210ZM235 6H236V7H235ZM175 7H176V8H175ZM183 7H184L185 9H184ZM225 7H226V8H225ZM186 8H187V10H186ZM208 8H209V9H208ZM174 9H173V10H174ZM206 9H207V10H206ZM211 9H213V10H211ZM224 9H223V10H224ZM12 10H14V8H13ZM221 11H222V10H221ZM206 12H208V13H210V14H208V13H206ZM236 12H237V13H236ZM214 14H215V13H214ZM217 14H218V12H216V15H217ZM167 15H168V14H167ZM170 15H171V14H170ZM176 15H177L178 20H177V18L175 17ZM178 15H179V17H178ZM195 15L199 17V20H198V18H197ZM207 15H209V18H210L209 20H208V18H207V17H208ZM216 15H215V16H216ZM235 15H236V16H235ZM194 16H195V17H194ZM169 17H170V16H169ZM194 18H196L197 20H196V19L194 20ZM165 19H166V16L164 17L163 21H165ZM211 19H212V20H211ZM168 20H169V21H168ZM210 20H211V21H210ZM178 21H179V22H178ZM170 22H171L172 24H171ZM88 23H89V22H88ZM168 23H169V24H168ZM177 23H178V24H177ZM179 23H181L183 27H182ZM241 23H242V24H241ZM167 24H168V25H167ZM239 24H241V25H239ZM169 25H170V26H169ZM171 25H172V26L175 25V26L172 27ZM179 25H180V29H184L183 32H182V30H180L179 28H177V26L179 27ZM238 25H239V26H238ZM88 26H90V25L88 24ZM167 26H169V27H167ZM181 27H182V28H181ZM243 27H244V29H243ZM163 30H164L165 32H164ZM174 30H175V31H174ZM179 30H180V32H179ZM203 30H204V31H203ZM241 30H242L243 32H242ZM161 31H163V32H161ZM196 31H197V32H196ZM209 31H211L212 33L209 32ZM239 31H240V32H239ZM64 32L66 33V28H65V31H64ZM171 32H172V33H171ZM185 32H186V33H185ZM65 33H64V34H65ZM237 33H238V34H237ZM239 33H241V34H240L241 37L239 36ZM66 34H67V33H66ZM157 34H158V33H157ZM205 34H204V35H205ZM245 34H246V33H245ZM172 35H175V36H176V40H175L173 43H172V39H171V38H173L174 36H172ZM230 35H231V36H230ZM170 36H171V37H170ZM177 36H178V37L180 36L179 39L177 38ZM228 36H229V37H228ZM237 36H238V37H237ZM160 37H161V39H160ZM189 37H190V38H189ZM225 37H226V38H225ZM230 38H229V39H230ZM159 39H160V40H159ZM174 39H175V37L173 38V40H174ZM205 39H206V38H204L203 41H199V42H197V41L195 40V42H194V44H195V45H194V49H195V51H197L196 54H195V59H194V60L197 62V64H198V62H199L198 66H199V65L201 66V65H202V62H204V59H203L202 54H204V53L207 51L206 49H204V48H207L205 45L208 44V42H207V44L205 43V42H206ZM49 40H50V39H49ZM163 40H164V39H163ZM164 41H165V40H164ZM185 41H186V42H185ZM239 41H240V43H241L242 45L239 43ZM243 41H244V42H243ZM109 42H110V41H108V43H109ZM154 43H152V44H154ZM30 44H31V45H30L29 47H30V54H31V62L33 63V65H34L35 67H38V68L41 69L42 74H43V75H42L43 78L45 77V79H48V80H49L50 78H53V77L55 78L54 74H52V73H53V71H52L53 68L51 69V67H50V66L52 65V61H50V62H51V63H50V64H51L50 66L47 64V63H49L48 61H49V59H50V58H49V55H47V53H48V51H51V52L53 53V51H55V49H58L57 46H55L54 43H51L50 41H48V43H47V44H48V47H47V48H46V47L43 48L42 46L39 45V40H38V39H36V41H33V42L30 43ZM65 44H66V43H65ZM65 44H64V46H65ZM184 45H183V46H184ZM208 45L210 46L211 44H208ZM246 45L248 46L249 44L246 42V44H245L244 46H242V48L245 47ZM66 46L68 47V43L66 44ZM66 46H65V47H66ZM86 46H87V44H86ZM154 46H155V45H154ZM166 46H167V44H166ZM181 46H182V45H180V47H181ZM185 46H184V47H185ZM209 46H208V50H209L210 48H212V46H210V47H209ZM214 46H215V45H214ZM214 46H213V47H214ZM234 46H235V45L232 44L233 49L235 48ZM87 47L89 48V47H91V46H87ZM87 47H86V48H87ZM144 47H145V46H144ZM215 47H216V46H215ZM215 47H214V48H215ZM86 48H84L85 51L87 50ZM145 48L148 50V46L145 47ZM181 48H182V47H181ZM214 48H212V49H214ZM149 49H150V47H149ZM179 49H180V48H179ZM182 49H183V48H182ZM182 49H180V50L182 51ZM88 50L91 51L92 49H91V50L88 49ZM88 50H87V54L89 53V60H90L91 58L96 60V58L94 57V55H93L91 52H88ZM187 50H188V51H189V50L192 51L191 48H189V49H187ZM243 50H247V52H249V51H250V48H249V46H248L246 49L243 48ZM149 51H150V50H149ZM190 51H189V52H190ZM204 51H205V52H204ZM210 51H211V50H210ZM245 52H246V51H245ZM56 53H57V52H56ZM85 53H86V52H85ZM119 53H120V52H119ZM121 53H123V54H121ZM121 53H120V54L123 55L122 58H125L126 54H125V56H124V52L121 51ZM206 53H208V52H206ZM206 53H205V54H206ZM53 54H55V53H53ZM91 54H92V55H91ZM205 54H204V55H205ZM208 55H209V56H208ZM208 55H205V56H206V57H210V56L212 57V55H210V54H208ZM55 56H56V54H55ZM91 56H92V57H91ZM201 57H202V58H201ZM211 57H210V58H211ZM52 59H54V58H52ZM92 59H91V60H92ZM199 59H200V60H199ZM91 60H90V61H91ZM223 60H224V62L226 63V59L223 58ZM223 60H222L221 64L224 63ZM124 61H126V59H124ZM94 62H95V61H94ZM88 63H89V62H88ZM225 63H224V64H225ZM92 64H93V62H92ZM188 64H189V63H188ZM221 64L218 63L217 65L220 67ZM224 64H223V65H224ZM47 65H48V68L51 70V73H50V70H48ZM53 65H54V64H53ZM89 65H90V63H89ZM89 65H88V66H89ZM223 65H222V66H223ZM225 65H227V63H226ZM102 66H103V65H102ZM102 66H101V67H102ZM103 67L106 68L105 66H103ZM103 67H102V69H103ZM143 67L145 68V66H143ZM224 67H225V66H224ZM87 69H88V67H87ZM92 69H93V67H92ZM92 69H90V70L92 71ZM102 69H101V70H102ZM131 69H132V68H131ZM136 70H138V69H134V71L132 70V72H134L133 74H134L135 76H137V75L139 74V70H138L137 72H136ZM204 70H205V69H204ZM204 70H201L200 72H198V78H197V82H198V84L196 85V86H197L196 90H198L200 93L202 92V93H201L202 95L200 94L201 98H202V97L205 98L204 95H207V96H208V97L206 98V100L204 99L202 102L205 103L206 108L208 107L207 109L211 110V113H213V114L215 115V116H214V115L212 114V115L214 116V118H215V119L213 118L214 122L217 123V124H215L216 127H217V128H215V130H216V129L218 130V129L220 128V129H219L220 131L214 133V135H215L214 137H215V139H216V142H215L216 146H215V147L218 148V150H216V151L219 152L218 154H221V156H222V158L220 157V158H221V161H222V162L220 161V163H224L223 166H225L226 163H228V164L230 163L229 165H231L232 168H234V169H235V167H238V166H239L238 169L236 168L237 170L240 171V170L244 169V170H245L244 172H248V173H250V172L248 171V168H250L249 166H251V167H253V168L250 169V170H252L250 174L254 177L253 180H255V177H257L259 174H258V167H255V168H256V169H255L254 166H253V163H256L257 161L251 163V162L249 161V160H251V159H249V158L247 157L248 152H249L248 150H250L251 154H254V153H255V152H252V151H254V149H255V147H254V146H255V143H254V142H255V140H254L255 137H254V129H253L254 127H253L252 125H249L248 128H245V126H244V127L242 126V127H243V128H242V127L240 126L239 122L237 121V122H238V123H237L236 120L233 119V121L231 122V125H230V129H229V123L226 124L227 122H225V124H226L225 127H227V125H228V129H229V130H228L227 128L225 129V127H224V123H223L222 121L219 120V113H218L219 111H216V109H217V108H216V107H217V101H216V98H217L218 96H221V92H218L216 89L220 87V88L218 89V90L220 91V89L225 88V91H227L231 96H232L233 94L235 95V96H234V95L232 96V97H233V98H232L233 100H231V99L228 98V99H229L228 101H237V102H235V103H238V102L240 101L239 98H240V97L242 98L241 94H243V93L245 92V89L243 88V86H244V82H243V81H244V80L242 81L241 77H238V75H237V76L234 75L235 73H233L232 70H231L232 72H231V71H228L227 68H226V69L224 68V70H227V71H228V72H226V73H228L227 75H226V73H223V74H222V72H219L221 69L217 71L219 74H217V72H216V74H215V75L213 74L212 76H211V74L209 75V74H208L206 71H204ZM88 71H89V70H88ZM94 71H95V69H94ZM89 72H90V71H89ZM99 72H100V71H99ZM99 72H98V73H99ZM105 72H107V69H106V71H103V74H104ZM93 73H94V72H93ZM100 73H101V72H100ZM100 73H99V76H100ZM137 73H138V74H137ZM181 73L183 74V72L180 71L179 76H182ZM206 73H207V74H206ZM103 74L101 73V75H103ZM107 74H108V72H107ZM95 75H96V73H95ZM105 75H106V74H104L103 76H101V78H103ZM207 75H209V76H207ZM224 75H226V76L228 77V80H227L226 78H224ZM92 76H93V77H92ZM92 76H91L92 78H91L87 83H85V85H83V88L80 89V90H82L81 93H80L79 90H78L79 92H78V91H75V90H77V89H75V88L73 89L74 91L72 90L73 92H75V93H74V96H76V98L79 97V99H77L78 101H80V99H81L80 96H82V97L84 96V97L86 98V97H88L89 92H90L91 90H92V91H93V90L96 91L97 89L101 88L100 84L102 85V83H103V85H102V89H103L104 86L106 85V83L104 84V82H105L104 80H106V79H104V78H106L107 75H106V77L103 78L104 80H103V79L101 80V81H103L102 83H100L101 81L99 82L100 79H98V78H100V77H99L98 75H97V76H94V75L92 74ZM108 76H109V75H108ZM226 76H225V77H226ZM109 78H110V76H109ZM229 78H230V79H229ZM238 78H240V80H239ZM139 79H140V78H138V80H139ZM51 80H52V79H51ZM108 81H109V83L113 82L112 79H111V80H108ZM108 81H106V82L108 83ZM241 81H242L243 83H242ZM109 83L107 84L108 86H106L105 88L109 87L108 89H111L110 86L112 87L113 83H111L112 85H110V86H109ZM241 84H243V85H241ZM239 85H241L242 87L239 86ZM196 86H195V87H196ZM229 86H230V88H229ZM193 87H194V86H193ZM240 87L243 88L244 90L241 89ZM0 88H1V86H0ZM105 88L103 89V97H104L103 99H104V100H106V99L108 98V96L106 95V94H107V92H106L107 89H105ZM78 89H79V88H78ZM190 89H192V88L190 87L189 90H190ZM249 89H250V90H253V91H251V92H254V93H255V90H256V92H257L258 94L255 93V95H259V96H260L259 93H262V91L259 92V90L257 91V88H254V87H251V88L249 87ZM104 90H105V91H104ZM194 90H195V88H194ZM228 90H229V91H228ZM250 90H249V92H250ZM72 91H71V92H72ZM111 91H112V90H111ZM111 91H108V93L111 92ZM190 91H191V90H190ZM190 91H188L187 94L190 93L191 96H193V93H192V92H193V89H192L191 92H190ZM216 91H217V94L215 93ZM225 91H224V89L222 90V98L220 97L221 100H223V101L225 100L224 97H223V94H224V93H225V94L227 93V92H225ZM236 91H237V92H236ZM241 91H242V93H241ZM167 92H168V91H167ZM167 92H165V93H167ZM194 92H195V91H194ZM204 92H205V93H204ZM230 92H231V93H230ZM50 93H51V92H50ZM50 93H49V95L51 96ZM65 93H66V97H67V92H64V94H65ZM112 93H113V91L111 92V94H112ZM219 93H220V95H218ZM237 93H238V94H237ZM239 93H240V96H239ZM72 94H73V93H71V97L73 96ZM167 94H168V93H167ZM167 94H164L165 97H166ZM203 94H204V95H203ZM209 94H210V95H209ZM214 94H216V95H214ZM52 95H54V93H52ZM62 95H63V94H62ZM236 95H237V96H236ZM4 96H5V94L3 93V90L0 89V97H1V100H2V101L5 100V99H4ZM50 96H49V98L51 99V105H52L51 108L54 109V108H55V103H54V102L56 101V98H55L54 96H53V98H52V96H51V97H50ZM63 96H64V95H63ZM63 96H62V97H63ZM188 96H189V95H188ZM191 96H189V97L192 98ZM215 96H217V97H215ZM224 96H225V95H224ZM226 96H227V95H226ZM68 97H70V94H69ZM163 97H164V96H163ZM165 97H164V99L166 100ZM227 97H228V96H227ZM236 97H237V98H236ZM5 98H6V97H5ZM64 98H65V97H64ZM74 98H75V97L69 98V100H67V101H70V100H71L70 102H72V99H74ZM167 98H168V95H167ZM214 98H215V100H213ZM225 98H226V97H225ZM65 99H66V98H65ZM67 99H68V98H67ZM83 99H84V98H82V100H83ZM86 99H87V98H86ZM207 99H208V100H207ZM226 99H227V98H226ZM75 100H76V99H75ZM75 100H74V101H75ZM77 100H76V102H77V104H78L79 102H78ZM82 100H81V101H82ZM87 100L89 101V99H87ZM87 100H84V101H87ZM108 100H109V98H108ZM145 100H146V99H144V102H145ZM160 100L162 101V99H160ZM180 100H181V99H180ZM191 100H192V101H195V100H193V99H190V101H191ZM238 100H239V101H238ZM2 101H1V102H2ZM106 101H107V100H106ZM106 101H105V102H106ZM152 101H153V100H152ZM204 101H206V102H204ZM241 101H242V100H241ZM102 103H104V101H102ZM133 103H135V105L137 104V102H135V101H134ZM133 103H132V105L134 106ZM146 103H147V102H146ZM146 103H145V104H146ZM180 103L182 104L181 101H179V104H180ZM214 103L216 104V106H214ZM73 104H74V105L70 104V109H71L72 106H73V107L75 106V103H73ZM77 104H76V106H77ZM86 104H87V103H86ZM88 104H89V103H88ZM53 105H54V106H53ZM182 105H184V107H183ZM182 105H181V106H182V107L184 108V110H185L184 112L187 111V112H186V113H188L187 116H190V113H189L190 109H189L188 103H183ZM185 105H186V106H185ZM87 106H88V107H87ZM87 106H85V107H86L87 109L89 108V110H90V109H91V107H89L90 105H87ZM120 106L123 107L122 105H120ZM120 106L118 105V107H119L120 109H122V110H119V111H121L120 113H122L123 116H124L125 110L123 111V109H125V108H121ZM73 107H72V109H71V112H73V114L75 115L76 112H78L80 109H79L78 106H77L76 108H78L79 110H78V109L75 110L76 112L74 113V111H72V110H73ZM85 107H84V108H85ZM134 107H135V108H134ZM134 107H132V108L135 109V115L139 117V115H137L138 112L136 113V111L139 110V109L136 110V109H137L136 107H138V106L136 105V106H134ZM186 107H187V108H186ZM74 108H75V107H74ZM117 109H118V108H117ZM154 109H155V108H153V110H154ZM256 109H257V110H256ZM153 110L151 109V111H150V112H151L150 115H151V118L153 117V118H152L153 120H156L155 123L158 121V122L156 123L157 125L155 124V126H154L155 128H150V130L152 129V132H150V130H149L150 133H149L147 130H145L144 132H145L147 135H149L150 137H151V135H152V136H153V139H154L155 136H156V137H157V141H156V142H158V140H159V142H161V141H163V138H164V139H166V141L168 140V141H167V144H169V142L172 143V140H171V141L169 140V139H170L169 135H168V138H169V139L166 137V135H167L166 133L168 132V134H169V131H166L167 129H169L168 127H166V126H168L167 122L164 121L163 119L161 120V117L159 118V116H158V118H159V120H160V124H159V120H158L157 118H155V117H157L156 115H158V114H155V113H157V111H156V109L154 110L155 112H154ZM188 110H189V111H188ZM217 110H218V109H217ZM254 110H255L256 112L259 111L258 108H255ZM106 111H110V110L107 109ZM119 111H118V112H119ZM207 111H208V110H207ZM57 112H58V111H57ZM79 112L81 113V110H80ZM79 112H78V113H79ZM118 112H115V114H113V115H114V116H115V115H118V114H117ZM123 112H124V113H123ZM153 112H154V113H153ZM209 112H210V111H209ZM58 113H59V112H58ZM58 113H56V111H55V112H54V115L56 116V115H58ZM107 113H109V112H107ZM120 113H119V115H122V114H120ZM152 113H153V114H152ZM217 113H218V114H217ZM60 115H61V114H60ZM64 115H65V114H64ZM64 115H63V118L66 117V116L64 117ZM77 115H78V114H77ZM185 115H186V114H185ZM72 116H73V115H72ZM72 116H71V117H72ZM75 116H76V115H75ZM123 116H122V117H123ZM136 116H134V118H135ZM52 117H53L52 119H54V116H52ZM68 117H69V115H68ZM71 117H69V120H68V121L70 122V124L72 123V122L70 121V118H71ZM79 117H81V115H80ZM108 117H109V115H108ZM116 117H117V116H116ZM120 117H121V116H120ZM138 117H136V118H138ZM178 117H179V116H178ZM178 117H177V118H178ZM57 118H59V116H56V119H57ZM61 118H62V116H61ZM72 118H73V117H72ZM84 118H85V116H83V118H82V117H81V118H78V120L81 119V121H83L82 119H84ZM154 118H155V119H154ZM67 119H68V118H67ZM61 120H63V119H61ZM64 120H65V119H64ZM71 120H72V119H71ZM73 120H74V119H73ZM84 120H85V119H84ZM125 120H127V119H125ZM125 120H124V121H125ZM174 120H175V121H174ZM215 120H216V121H215ZM173 121H174L175 123L177 122L176 117L173 118ZM234 121H235V122H234ZM66 122H67V121H66ZM69 122L66 123V124L68 125ZM74 122H75V123H78V122H76V121H74ZM74 122L72 123L73 125L71 124L73 128H74V124H75ZM79 122H80V121H79ZM164 122H166V126H165V123H164ZM218 123H219V124H218ZM234 123H235V124H234ZM236 123H237V124H236ZM78 124H79V123H78ZM78 124H77V125H78ZM81 124H83V123H81ZM79 125H80V124H79ZM217 125H218V126H217ZM222 125H223V126H222ZM68 126H69V125H68ZM68 126H67V128H69ZM81 126H82V125H81ZM219 126H220V127H219ZM72 127L70 126L69 129L72 130V129H73ZM75 127H78V126H76V124H75ZM79 127H80V126H79ZM79 127H78V128H79ZM82 127H83V128H82ZM82 127H81L82 129L80 128V131H79V133H80L81 135H78V134H77V135H78V137L80 136V137L83 138V136H84L83 133H84V131H85V130H84V125H83ZM165 127H166V128H165ZM76 129H77V128H76ZM76 129H75V130H76ZM153 129H154L155 131H154ZM164 129H165V130H164ZM55 130H56V129H55ZM57 130H59V129H57ZM57 130H56V131H57ZM61 130H62L63 132H65L63 129H61ZM81 130H82V131H81ZM241 130H242V131H243V130H244V131L246 130V132H244V133H245V134H246V133L248 134V136H246L247 134L245 135V139H244V137L241 135V133H243ZM53 131H54V130H53ZM62 131H61V132H62ZM72 131H74V129H73ZM77 131H78V129H77ZM77 131H76V132L74 131L75 133H74L73 135H76ZM146 131H147V132H146ZM226 131H229V132H226ZM232 131H233V132H232ZM239 131H240V133H239L240 135L238 134ZM58 132H59L60 134H62V135L64 134L63 132L61 133L60 130H59ZM214 132H215V131H214ZM52 133H53V132H51V134H52ZM71 133H73V132H71ZM228 133H230L231 135L228 134ZM244 133H243V134H244ZM65 134H66V132H65ZM67 134H68V133H67ZM9 135H10V134H9ZM9 135H7V136H9ZM77 135H76L75 137L77 138V142H79V139H78ZM82 135H83V136H82ZM147 135H144V138H145V136H147ZM187 135H188V134H187ZM7 136H6V137H7ZM149 136H148V138H149ZM188 136H189V135H188ZM239 136H240L241 138H240ZM263 136H264V131H263ZM56 137H58V134L55 136V138H56ZM75 137H74V140H75ZM80 137H79V138H80ZM253 137H254V138H253ZM82 138L80 139L82 143H83L85 140H87V139H82ZM148 138H146V139H147V142H146V143H147V145H151V143H150V139H151L152 137H151L150 139H148ZM159 138H161V140H160ZM242 138H243L244 140H246V138H247V140L244 141ZM50 139H53V138H50ZM56 139H57V138H56ZM60 139H61V137H60ZM62 139H63V138H62ZM155 139H156V138H155ZM189 139H190V141H191V140L194 141V137H192V138L189 137ZM241 139H242V141H241ZM250 139H251L252 141H253V140H254V141L252 142V141H250ZM148 140H149V142H148ZM53 141H57V142H58L59 140H55V139H54V140H52L51 142L53 143ZM60 141H61V140H60ZM151 141H152V139H151ZM153 141H154V140H153ZM153 141H152V142H153ZM166 141H165V142H166ZM247 141H248V143H247ZM57 142H56V143H57ZM242 142H244V143H242ZM52 143H51V144H52ZM79 143H80V142H79ZM161 143H162V142H161ZM241 143H242V144H241ZM252 143H254V145H253ZM86 144H87V143H86ZM157 144L160 145V143H157ZM165 144H166V143H164V145H165ZM167 144H166V146H169V145H167ZM215 144H214V145H215ZM244 144H245L246 146H245ZM54 145H55V143H54ZM54 145H53V146H54ZM162 145H163V143H162ZM162 145H161V147L165 148V150H166V147H165V146H162ZM170 145H171V144H170ZM249 145H251V146H250L251 148L249 147ZM252 145H253V147H252ZM93 146H95V144H94ZM150 147H151V146H149V148H150ZM246 147H247V148H246ZM65 148H66V147H64L63 150H64ZM87 148H88V147H87ZM95 148H96V147H95ZM149 148H148V149H149ZM163 148H161V149H163ZM167 148H168V147H167ZM171 148H174V146L171 147ZM252 148H253V149H252ZM85 149H86V148H85ZM85 149H84V150H85ZM90 149H91V148H90ZM90 149H89V148L87 149V151H86L85 154H84L85 156H87L86 153H87L88 150H90ZM96 149H97V151L99 150L98 148H96ZM168 149L170 150V148H168ZM194 149H195V148H194ZM194 149L191 151L192 153H189V152H188V153L186 154V155H187V156H186L187 159H188V158L190 159V158H192V157H196V158H199V157H200V156L198 157V155H197L198 152H197V151H194ZM251 149H252V150H251ZM74 150H75V149H73V150H71V151L69 152V148H68V151H67V148H66L65 151H67V152L65 153V152L63 151V155H64V156H62L63 158L65 157V159H63L64 161H63V160H62L61 162H60V160L58 161V163L60 162V163L62 164V165H60V163H59V166H60V168H61V169L59 168V171L61 170V173H62V172L64 173V174L61 175V176H62V177H61L62 180H63V179L66 180V179H67L68 182H69V184H67V185L69 186V192H68V193H67V192L65 193V190L62 188V186H60V185H58V186L56 185V186H55L51 181H48V180H47V176H46V180H47V182H46V186H47V188H42V189L45 190V193L49 194L50 191L48 190V188H49L50 186H53V187H51V188H54L55 194H54L53 190H51V192H53L54 195H53L52 193L49 194V195H52V197L49 196V195H48L49 197H48V196H44L45 193H44V194H39V196H38V192H37L36 197H37V196H38V197L36 198V200H37L38 198H40V200L38 199V201H37V206L40 207L39 205H41V207H40L41 210H39L38 208H36V206H34L36 209H38V210H36V213L38 214L39 212H40V213H41V212H44V213H45L46 211H52L53 213H52V212H49V213L46 212V214H45L46 216H45V217L49 216V214H51V213H52V215H53L54 217L52 218L51 215L49 216L50 218H52V220H50V218H48V219L51 221V222H50L48 219H46V218H44V217L42 216V215H43L42 213H41L42 215H39V214H38V215H39V216H38V217H39L38 221L40 220V216H41V217L43 218V219H42V218H41V219H42V220H45L46 223L43 221L45 224L43 223L44 225H42V220L39 221V222H36V224L39 223V225H36L37 227L42 225V228H43V230H42V229H41V230H40V229L38 230L37 228L34 227V230L37 229L36 233H37V232H41V234H42V231H45V227H44V226L47 225V224H48L47 221H49L50 224L53 222L54 224L52 223V225H54V227H55V228H54V227H53L52 225H50V224H48V225H50V226H52V227H48V225L46 226V227H48L47 230L50 229V233H51V234H52L54 231H56V232H58L59 235L62 234L61 237H63L64 239H65V238H66V239H67V238L69 239V238H71L70 235H72L71 229H72L73 227L75 228V226H77L79 222H80L79 224L82 225V223H84V222L87 220V221H89V223H88V222H87V223L90 224L91 226H93V225H95L96 223H90V221L92 222V221H93L92 219L95 218V217L93 216V215L95 214V212L97 213V216L99 215V216L102 217V214H103V213H101V212H102L103 210H105V209L108 211V210H109L108 208H110V207H109L110 205L107 206L108 208H105V207H106V206H105V207H104L105 209H104L103 206H102L103 210H102V211H101V210L99 211V208H101V207H100V206L98 207V206L93 205L94 197L92 196L93 201L91 200V199H92L91 197H88V199L90 198L89 200L87 199V201H90V200L92 201V202H90V206H92V207H89V208H88L89 205H88V203H87V201H86L85 204L87 205V207H86V208L84 207L85 209H84L83 211H80L81 209H83V207H80L81 209L78 210L79 208L77 207V204L80 205V204L83 202L84 199H82L81 193H80L79 191L77 192V190L79 189V188H78V187H79V185H78V184H79V181H77V178H78V177L80 178L81 176H78V177L76 178L75 176H73L74 174H73L72 169L69 170L70 167L73 168V167H72V164H71V162H70V160H71L74 156H76V154L78 153L77 151H74ZM91 150H92V152L94 151L93 149H91ZM100 150H102V149H100ZM245 150H246V154H244V153H245ZM102 151H103V150H102ZM102 151H101V152H102ZM162 151L164 152V150H162ZM170 151H171V150H170ZM170 151H167V150H166L165 153H168V155L164 153V155L161 156V157H162L161 160H162L163 163L166 162V163L168 164V165H167V164H165V165H167V166L169 167V168H168V167L166 166V167L168 168V170L170 171V174H173V173H174L173 170L176 169V164H175V162H173V160L175 161L176 158H174V157H172V159L170 158L171 156H170L169 154H171L172 156H174L172 153H170ZM247 151H248V152H247ZM76 152H77V153H76ZM80 152H81V151H79V153H80ZM92 152H89V153L92 154ZM103 152H105V151H103ZM103 152H102V154L100 153L99 155H97V154L94 155V154H93V156H95V159H97L98 156L101 155V156H100L101 158L99 157V158H100L99 160H100L101 162H99V161L96 162V160H94V157H93L91 154H89V153H88V156H87V157L90 156V158H87V157H86L87 159L85 158L84 155H81V156H82L81 159L84 160L83 162L86 161V162H85L86 165H85V167H84L85 170H86V172H87V171H90L91 173L94 174V172L97 173V171L99 170V172H98L97 174H99L100 171H101V174L104 175V174H103L104 171H102V170H105V169H106L105 172H108V171L110 170V171H109L110 174H111V173L114 174L112 171H114L116 167L114 168V166H115V165L113 164L114 162L111 163V161H112V160H111L112 157H111V156H107V155H106L107 152H105L106 154L104 153V155H103ZM163 152H162V154H163ZM195 152H196V153H195ZM68 153H69V155H68ZM72 153H74V156L71 157V154H72ZM94 153H96V150H95ZM131 153H132V152H131ZM131 153H130V155H131ZM148 153H149V152H148ZM193 153H195L196 155L193 154ZM241 153H243V154H241ZM80 154H81V153H80ZM82 154H83V152H82ZM139 154H140V153H139ZM77 155H78V154H77ZM191 155H192V156H191ZM106 156H107V157H106ZM163 156H164V157H163ZM204 156H205V155H204ZM248 156H249V155H248ZM91 157L93 158L92 161L90 160ZM110 157H111V159H110L111 161L108 160V158H110ZM125 157H126V156H125ZM130 157H131V156H130ZM130 157H128V158L126 157V159L128 160V161H126V162H129ZM202 157H203V156H202ZM75 158H76V157H75ZM75 158L72 159L73 161L71 160L72 162L75 161L74 163H76ZM152 158H154V157H151V159H150L151 161L153 160ZM173 158H174V159H173ZM204 158H206V156H205ZM243 158H244V161H243ZM250 158H251V157H250ZM61 159H62V158H61ZM88 159H89V160H88ZM101 159H102V160H101ZM132 159H133V158H132ZM189 159H188V160H189ZM193 159H194V160H193ZM248 159H249V160H248ZM163 160H164V161H163ZM191 160H193V161H190V162H192V165H193L194 167L196 166L195 168L198 169V166H197L198 164L194 165V164H195L194 161H196L197 159L195 160V158H192ZM198 160H199V159H198ZM17 161H18V160H17ZM89 161H91L92 163H90ZM114 161H115V159H114ZM204 161L206 162V159H204ZM248 161H249V164H248ZM252 161H254V160H252ZM63 162H64V163H63ZM93 162L96 163V164H97V167L100 168V169H97V167H96L95 169H93V166H94V165H92ZM190 162H189V163H190ZM193 162H194V163H193ZM241 162H242V163H241ZM17 163H21V164H22L21 159H20L19 162H17ZM172 163H173V164H172ZM196 163H197V161H196ZM243 163H244V164H243ZM70 164H71V166H70ZM76 164H77V163H76ZM80 164H82V163H78V165H80ZM88 164H89L90 166H89ZM150 164H151V163H150ZM232 164H234V165H235V164H236V165L238 164V165H237V166H236V165L234 166V165H232ZM241 164H243V165H242L243 167L241 166V168H240V165H241ZM250 164H252V165H250ZM73 165H74V164H73ZM78 165H76L75 168H77ZM82 165H83V164H82ZM100 165H101L102 167L105 166V167H107V168H105V167L102 168ZM112 165H113V166H112ZM221 165H222V164H220V166H221ZM254 165L256 166L257 164H254ZM69 166H70V167H69ZM83 166H84V165H83ZM95 166H96V165H95ZM174 166H175V169H174ZM216 166L218 167L219 165L217 164ZM244 166H245V168H244ZM18 167H19V165H18ZM78 167H79V170H80L81 167H80V166H78ZM217 167H216V169L219 168V167H218V168H217ZM19 168H20V167H19ZM101 168H102V170H101ZM183 168H184V167H183ZM239 168H240V169H239ZM17 169H18V168H17ZM88 169H90V170H88ZM216 169H215V170H216ZM234 169H233L232 171H234ZM18 170H19V169H18ZM18 170H17V171H18ZM20 170H21V169H20ZM20 170H19V172H20ZM76 170H78V168H77ZM91 170H93V172H92ZM171 170H172V171H171ZM213 170H214V169H213ZM215 170L212 171V174H213V175H216V174H217V171H215ZM237 170H235V171H237ZM81 171H82V170H80L79 172H81ZM195 171H196V170H195ZM195 171H194V173H195ZM218 171H219V170H218ZM235 171H234V172H235ZM242 171H243V170H242ZM19 172H18V173H19ZM71 172H72V173H71ZM75 172H76V171L74 170V173H75ZM79 172H77V174H79ZM84 172H85V171H82L81 173H83V174H85V175H88V176H84L85 178L91 176V173L87 174L86 172H85V173H84ZM102 172H103V173H102ZM109 172H108V173H109ZM114 172H115V171H114ZM59 173H60V172H59ZM81 173H80L79 175H81ZM96 173H95V174H96ZM198 173H200V170H199V169H198ZM215 173H216V174H215ZM248 173H246V174H248ZM253 173H254V174L256 173V174H258V175L255 174V176H254ZM77 174H76V176H77ZM93 174H92L91 177H93V179H94L95 176H93ZM106 174H107V173H105V175H106ZM110 174L107 175L109 178L112 176V174H111V176H110ZM196 174H197V173H196ZM234 174H235V173H233V177H234ZM102 175H101V176H102ZM174 175H175V174H173V176H174ZM231 175H232V172H231ZM101 176H100V177H101ZM107 176H106V177H107ZM64 177H65V178H64ZM84 177H83V179H84ZM96 177H98L99 179H102V178H103L104 181L102 180V182H104V183H105V181H106L107 184H112L113 186H114V185L116 186V181L114 180V178H115L114 175L112 176L113 178H111V179H113V180L109 179L108 177H107L108 179H105V176H102V177L100 178L99 175H96ZM174 177H176V175H175ZM174 177H173V178H174ZM253 177H252V178H253ZM258 177H259V176H258ZM79 178H78V179H79ZM138 178H140V175H139ZM138 178H137V179H138ZM156 178L158 179V177H156ZM128 179H129V178H128ZM128 179H126V180H128ZM154 179H155V178H154ZM157 179H156V180H157ZM161 179H162L163 181H165V179H163V178H161ZM174 179H176V178H174ZM67 180H66L65 182H67ZM108 180H111V181H108ZM159 180H160V177H159ZM159 180H157V181L159 182ZM162 180H160L161 182H159V184L161 183V184H160V187H162L161 190H160V192L158 191L159 188H157V186H156L155 184H153L155 181H152V182H153L152 184L155 185V186H153L152 188H151V187H149V188L152 189V190H154V191L152 192L151 190H149L150 193H148V192H146L147 190L145 189L144 192H146V193L144 194V196H145L147 193L150 194V195H152L154 192L156 193V190H155V188H154V187H156V188L158 189V190H157L158 193H157V194L154 193V194H153V195H155L154 197H155V198H156V197L158 198L159 196L163 197V196L165 195V193H166V192H165L166 186H165V183H164V185L162 184V182H163ZM188 180H190V178H189ZM191 180H192V179H191ZM191 180L188 181V182L191 183ZM251 180H252V179H251ZM251 180H250V183H251ZM63 181H64V180H63ZM81 181H82V179H81ZM112 181H113V183H115V184H113ZM114 181H115V182H114ZM172 181L175 182V184H177L175 180L172 179ZM36 182H37V180H36ZM68 182H67V183H68ZM77 182H78V184H77ZM108 182H109V183H108ZM126 182H127V181H126ZM128 182H129V180H128ZM139 182H140V181H139ZM139 182H138V183H139ZM158 182H157V183H158ZM173 182H172V183H173ZM239 182H240V181H239ZM252 182H253V181H252ZM49 184H52V185L48 186ZM71 184H72V185H71ZM129 184H130V183H129ZM129 184H128L127 186L129 187L128 189L131 190L132 188H130L131 185L129 186ZM159 184H158V185H159ZM77 185H78V186H77ZM103 185H104V184H103ZM105 185H106V184H105ZM133 185L136 186V184H133ZM137 185H138V184H137ZM171 185L174 187V183L171 184ZM242 185H243V184H242ZM242 185H240V187H241ZM46 186H45V187H46ZM70 186H72V187H70ZM115 186H114V187H115ZM135 186H134V187H135ZM140 186H141V188L144 187V186L141 185V184L138 185V187H140ZM163 186H164V187H163ZM176 186H177V185H175V187H176ZM55 187H57V189H55ZM58 187H59V188H58ZM136 187H137V186H136ZM242 187H243V186H242ZM242 187H241V188H242ZM51 188H49V189H51ZM60 188H61V189H60ZM70 188H71V189H70ZM149 188H148V189H149ZM153 188H154V189H153ZM58 189H59V190H58ZM163 189H164V190H163ZM244 189H245V188L241 189V191H240L239 193L241 194V197H242V198H240V199H244L243 202H244L245 204H244V203H243V204H244L245 207H246V205H248V204H247V203H248V202H247L248 199L246 200V198H247V195H246V194H248V196H249V193H250L249 190H250V189L247 188V187H246L245 190H244ZM47 190H48L49 192H46ZM56 190H57L58 192H57ZM63 190H64V192H63ZM40 191H41V190H40ZM42 191H43V190H42ZM42 191H41V193L44 192V191H43V192H42ZM59 191H60V195H59ZM163 191H164V192H163ZM242 191H243V193H241ZM144 192H142L141 194L138 193V194H139L138 197L141 196V195H143ZM151 192H152V193H151ZM78 193H79V194H78ZM118 193H121V191L118 192ZM132 193H133V191L131 190L130 193H129V195L132 194ZM159 193H160V194H159ZM162 193H163V194H162ZM191 193H193V195L191 194V195H192L191 197L196 198V197H195V196H196L195 191H192V190H191ZM245 193H246V194H245ZM47 194H45V195H47ZM57 194H58V195H57ZM66 194H67V195H66ZM122 194H123V193H121V195H122ZM148 194H147V195H148ZM178 194H179V192L176 193V201H177V200L180 198V196H181V195H178ZM194 194H195V196H194ZM240 194H239V196H240ZM40 195H42L43 197L40 196ZM118 195H120V194H118ZM118 195H117V196H118ZM129 195H128V196L126 195V196H127V197H130L129 199H130V201H131V199H132L131 197H132V196H129ZM157 195H158V196H157ZM242 195H244V196L246 195V196L244 197V196H242ZM56 196H58V197H56ZM59 196H60V198H59ZM117 196L115 197L116 200H117V198H118ZM126 196L122 195V197H124V198H127ZM136 196H137V193H136L135 197H136ZM148 196H149V195H148ZM148 196H147V197H148ZM177 196H178V197H177ZM239 196L237 195L238 199H239ZM46 197H48V198H46ZM55 197H56V198H55ZM67 197H69V198H68L69 200L71 199L70 201H71V204H72V205H70V203H66L65 201H67V200H65V201L63 200V199H67ZM78 197H79V198H78ZM80 197H81V201H82V202H81V203H77V202H78V199L80 200ZM122 197H121V199H122L121 201H119L120 196H119V198H118L117 201L114 200L113 203H114L116 206H114V205H111V206H113V207H117V208H118V206H120V205L117 204V203H118V202H122V201H123V203H126V204H125V207L128 206V204H129L130 202H129L128 204H127V202H128L129 200H126V199H124V198H122ZM135 197H134V198H135ZM138 197H137L135 200L140 199V198H142L143 196H141L140 198H138ZM145 197H146V196H145ZM145 197L141 199L142 201H141L140 203H138L140 200H137V201L134 200V202L138 203V205L140 204L139 206L137 205V207H136V206H132V207H131V205L134 203L133 201H131V202H133V203H131L130 206L127 207V208L130 207V210H132V211L135 210L136 208L139 209V210H135V212H133V213H128V212L130 211V210L128 209V212L126 211L128 214H127V213H123V215H122V217H124V218H122V219L125 220L124 223H126V225H127V221H129L130 219H132V220H134V221L130 220V222H128V225L126 226V225H124V223L122 222V221H123L122 219H121V220H118V219H117V220L120 222L119 224H118V222L116 223L117 220L115 219L114 222H115L116 225H118L120 228H118V226H116L115 223H114V224L112 223V224H110V225H112V227H114V228H115V226H116V229H115V230H114V228L109 227V226H110V225H109L108 227H109L110 229L112 228V230L106 228L107 230H106V229L104 230V231H105V232H103L104 234H95V233H94L95 235L98 236V238H96L97 236H95V238H94V236H91V238H92V237L94 238V241H95V242H96L97 239L99 240V242H101L100 239H102V238H101L102 235H104V236H108V235H110V233H111V234L113 233L111 236H113V237H115V238L110 237V236H108V237H104V236H102V237L105 238V239H104V241H105V243H106V244H105V247H106V245H107V247H110V245L114 244V245H112L111 247L114 248V246H116V247H117L118 249H120V250H115L116 248L112 249L111 247L108 249V248L106 247V248H104L103 252L106 251V249H108L109 251H106L107 253L109 252L108 254H110V255H112V253L115 254L114 257H115V259L117 260V264H126V263H127V264H131V263H133V264H138V263H140V264H148V263H149V264H150V263H151V264H154L153 262L157 263L158 261H161V263H162L163 260H160V259H164V263H165V260H166L165 256H166L167 258L169 257V254H167V253H168L167 251H166V253H165L164 256H163V255H162L163 252H160V251L158 252V250H155V249H156L155 246H154V247H151V248H147V244H143V245H141V247H142V249L145 247V249H143V250H142V249H140V250L137 249V250H139L140 252H143V253H141L142 255H143L144 253H146V251H147L146 254H148V250H152V248H155L153 251H156V252H154V253H156V254L151 255V257H152V256L154 257L155 255H158L159 257L162 256V257L159 258L158 261H156V260H155L156 258H154V261H153V262H151V261L149 262V257H147L146 261H143L144 258H142V257H143L144 255H145V257H146V254H144L143 256H142V255L140 256V253H139V252H136V250H135L136 255H137V256H135V253H134V251H132V249H130V248H126V247H123V246H122L125 242H126V245H128V244H127V241H124V240H125V236H127L128 232H130V233H134V234H132V235L129 233V234L131 235V236H130L131 238H133V235H136V232H138V236H141V237H142V234L139 235V230H141V229L138 228V226L136 225L137 222H135V220L137 219V217H138V220H140V219L142 218V219H141L142 221H141V220H140V222H139L138 220H136V221H138V223H141V225H143V222H144L145 224H144L143 226H145L146 224H148V223L150 222L149 224H150V225L153 224L152 226H153L154 228H156V229H159L160 227H164V226L170 227L171 229L174 227V224H173V226H172L171 224H169V226H168V225L166 224V221H165V220L163 221V222H165L164 225L162 224L163 222H162L161 220L164 219V216H163V214L161 213V211L158 210L159 207H157V205H156V206H155L156 209H152V207H154V205L151 204V202L155 201V198H153V196H152V197L150 196L149 198L146 197L148 200H145V199H146ZM95 198H97V197H95ZM150 198L152 199V201L149 200ZM177 198H178V199H177ZM181 198H182V200H183V197H182V196H181ZM48 199H49V200H48ZM55 199H57V200H55ZM59 199H61L60 202H58ZM123 199H124V200H123ZM127 199H128V198H127ZM159 199L164 200L163 198H159ZM97 200H98V199H97ZM97 200L95 199V201H97ZM132 200H133V199H132ZM144 200H145V201H144ZM182 200L179 199V200L177 201L178 204H179V203L181 204V202H182V204H183V201H184V200H183V201H182ZM194 200H196V199H192L193 202H194ZM25 201H26V200H23V202H25ZM56 201H57V202H56ZM63 201H64V202H63ZM98 201H99V200H98ZM98 201H97V205H98ZM103 201L105 202V200H103ZM125 201H126V202H125ZM158 201H159V200H158ZM158 201L156 200L155 202H158ZM179 201H181V202H179ZM23 202H22V203H23ZM26 202H27V201H26ZM39 202H40V204H39ZM149 202H150V203H149ZM155 202H153V203H155ZM237 202H239L240 204H242L241 200H240V201L237 200ZM237 202H236V203H237ZM246 202H247V203H246ZM28 203H29V202H27V204H28ZM95 203H96V202H94V204H95ZM100 203H101V202H100ZM105 203H106V202H105ZM123 203L121 204V207H123V210H125L126 208L124 207ZM136 203H135V204H136ZM144 203H146V204H145L146 206L144 205ZM148 203H149V204H148ZM239 203H238V204H239ZM27 204H24V206L26 205L28 208L25 207V208H26V210H25V208L23 207L21 210L24 209L25 211H29V212H30V211H33V210L35 209V208H34V209L32 210V208H30V207H32V206L34 205V202H33V204L30 202V204H31L32 206H31V205L28 206ZM66 204H69V205H70L71 207H73V208H74V206L77 207L78 209L76 208V210L79 211L81 214L78 213V214H77L78 216H77V215H76V212H74V209H75V208H74V209H71V207H68L69 205L66 206ZM103 204H104V203H103ZM142 204H143L144 206H143ZM182 204H181V205H182ZM240 204H239V205H240ZM243 204H242V205H243ZM22 205H23V204H22ZM73 205H74V206H73ZM79 205H78V206H79ZM86 205H83V206H86ZM99 205H100V204H99ZM117 205H118V206H117ZM122 205H123V206H122ZM181 205H178V206L180 207ZM42 206L46 207V209L48 208V210L44 209ZM94 206L96 207V208H95L96 210L98 209V211H95V210H94V208H93ZM233 206H234V205H233ZM147 207H148V208H147ZM149 207H150V208H149ZM155 207H154V208H155ZM182 207H183L184 209H183ZM182 207L179 208V210L181 209L180 211H182V212H181V215H183V211H184V210L186 211V210H189L190 208H192L191 206H189L190 208L185 207L184 204L182 205ZM215 207H217V208H215ZM29 208H30V210H28ZM42 208H43V210H46V211H42ZM66 208H67L68 210H67ZM87 208H88V209H87ZM92 208H93V209H92ZM102 208H101V209H102ZM133 208H134V209H133ZM185 208H186V209H185ZM213 208H215V209L218 210L219 212L221 211L220 208H219V206H218V204H217V205L214 204V207H213ZM70 209H71V210H70ZM110 209H111V214H110L109 211H108V214H107V212L105 211L106 214H103V216H105L104 218H106V216H107V217L109 216L108 219H112V218H113V216H114V211H115V210H114L112 207H111ZM140 209H142L143 211H141ZM215 209H214V210H215ZM53 210L56 212L57 216L54 215L55 212H54ZM76 210H75V211H76ZM85 210H86V211H85ZM88 210H89V211H88ZM126 210H127V209H126ZM190 210H191V209H190ZM190 210H189V211H190ZM216 210H215V211H216ZM25 211H24V212H25ZM37 211H39V212H37ZM84 211H85V212H84ZM93 211H95V212H93ZM146 211H147V213H146ZM185 211H184V213H185ZM194 211H195V210H194ZM194 211H193V212H194ZM22 212H23V211H21L20 214H21ZM24 212H23V214L25 215L26 212H25V213H24ZM33 212H34V211H33ZM33 212H32L31 214L28 213V212H27V213L30 214V215L32 216V215L35 213V212H34V213H33ZM105 212H104V213H105ZM123 212H125V211H123ZM142 212H144L145 214L143 215ZM172 212H173V211H172ZM191 212H192V210H191ZM193 212H192V214H193ZM219 212L217 213V211H216L215 214L219 215V214H220ZM226 212H227V211H226ZM226 212H225V214H227ZM47 213H48V215H47ZM83 213H85V214H83ZM100 213H101V215H100ZM148 213H149L150 215H147ZM174 213H175V211H174ZM197 213H200V211H198ZM197 213L194 212V215H196ZM23 214H22V215H23ZM28 214H26V215H27L28 217H31V216H29ZM82 214H83V215H82ZM125 214H127V215H125ZM154 214H155V215H154ZM26 215H25V216H26ZM34 215L36 216V214H34ZM75 215H76L77 217H76ZM110 215H112V216H110ZM145 215H146V217H145ZM151 215H152V216H151ZM158 215H159L160 217H158ZM181 215H180V216H181ZM187 215H188V214L185 213L183 216H181V217H183V218H180V217H179V219L176 220V225H177V223L179 222L178 224H180L179 226L181 227V225H182L181 223L184 222V221H186V220H185L186 218H188V221H189V217H188ZM198 215H199V217H198V219H199V218L201 217V213L198 214ZM198 215H197V216H198ZM20 216H21V215H20ZM27 216H26V219H28ZM35 216H33V218H34ZM55 216H56V217H55ZM128 216H129V217H128ZM131 216H132V218H130ZM135 216H136V218H135ZM141 216H143V217H141ZM153 216H154V217H153ZM226 216H227V215H226ZM22 217H23V216H21V218H22ZM65 217H66V219H64ZM93 217H94V218H93ZM101 217H100V218H101ZM156 217H157L158 219H160V220H158ZM184 217H185V219H184ZM54 218L57 219L58 221L61 220V222H60V221H59V222L56 221ZM87 218H89V219H87ZM133 218H134V219H133ZM150 218H151V220H152L153 222L150 220ZM153 218H154V219L156 218L155 220H157V222H156V221L154 222V219H153ZM231 218H232L233 220H232ZM26 219H25V217H24V220H26ZM34 219H35V218H34ZM53 219H54V220H53ZM63 219H64V220L70 219V220H68V222L65 223V225H67L66 228H65L64 225H62V223L65 222ZM84 219H85V220H84ZM108 219L106 220L107 222H108V221H109V222H112V220H113V219H112V220H108ZM200 219L202 220V217H201ZM200 219H199V221H200V224H201L202 222H201ZM83 220H84V221H83ZM94 220H95V219H94ZM181 220H183V221L181 222ZM216 220H217V219H216ZM230 220H231V222H230ZM27 221H28V220H27ZM77 221H78V223H77V225H76V222H77ZM217 221H218V220H217ZM227 221H229L230 223H232V221H233V223H234L235 219H234L233 217H230V218H229V216H227ZM56 222H57L58 224H57ZM70 222L74 223L75 225H74L72 228L69 226L68 229L71 228V229H70V235H69V237H67L68 234L66 235L65 233H69V232H66V231H69V230H66V229H67L68 225L71 224ZM93 222H95V221H93ZM132 222H134V225H131ZM147 222H148V223H147ZM158 222H159V223H158ZM180 222H181V223H180ZM26 223H27V222H26ZM40 223H41V225H40ZM69 223H70V224H69ZM138 223H137V224H138ZM218 223H219V221H218ZM233 223H232V225L234 226ZM23 224H24V223H23ZM59 224H60V225H59ZM158 224H160V225H158ZM198 224H199V223H197V225H198ZM200 224H199L198 230H199V228L202 229V231H203V235H205L207 238H206V237L203 238V235H202V237L200 238L201 241H202V242H201V241L198 239L199 237H197L198 235L196 234V237H197V238H195V237L193 238V239H194L193 241L195 242V246H200V245H202V247H205V245H203V244H206L207 242H208L207 245L209 246L210 241H212V240H211V238H212V237H211L212 233L210 232L211 234H209V235H210V236H209V235H208V232H206L207 229H204V228H207V227H204L205 224H204V223L201 224L204 228H203ZM203 224H204V225H203ZM24 225H25V224H24ZM72 225H73V224H72ZM81 225H78L77 228H78L79 231H82V233H79V231L76 230L77 228L75 229V233L77 232L76 234H77V235L79 234V238H76V239H77V240L79 239L78 242H80V243H81V242H87V240H88V236H87V234L89 235V234L91 233L90 229H87V230L90 231V232L87 231V232H88V233H87V232L85 231V230H86L85 227L83 228V226H81ZM83 225L86 226V222H85ZM90 225H87V226H90ZM113 225H115V226H113ZM120 225H121V226H120ZM123 225H124V226H123ZM32 226H33V225H32ZM59 226H61L63 230H64V228H65L66 231H65V230L63 231V230L59 229ZM80 226H81V227H80ZM179 226L177 225V228H180ZM205 226H206V225H205ZM27 227H28V225L26 226V228H27ZM61 227H60V228H61ZM128 227H129V228H128ZM51 228H52V229H51ZM82 228H83L84 230H81ZM86 228H92V227H86ZM121 228L124 229V234L126 233L125 235H124L123 233H122L123 235H121V233H120L121 230H122ZM126 228L129 229V231L126 230ZM130 228H131V229L137 228L138 231H136V229H135V230H133V231H136V232H132V230H131ZM143 228H144V227H143ZM143 228H142V231H144V229H145V228H144V229H143ZM117 229H119V230H117ZM120 229H121V230H120ZM146 229H147V228H146ZM146 229H145V231H146ZM148 229H149V228H148ZM34 230H33V231H34ZM72 230H73V229H72ZM97 230H98V229H97ZM97 230H96V231H97ZM101 230H103V229H101ZM101 230L99 229L98 233H99ZM108 230H110L109 234H107V233H108ZM113 230H114V231H113ZM116 230H117L119 233L116 232ZM130 230H131V231H130ZM52 231H53V232H52ZM59 231H60V232L62 231V233H60ZM111 231H113V232H111ZM126 231H128V232H126ZM181 231H182V229L180 228V235H183V234H181ZM202 231H201V233H202ZM207 231H208V230H207ZM63 232H64L65 235L63 234ZM92 232H93V230H92ZM199 232H200V231H199ZM45 233H46V234H44V233H43V234L45 235L44 237L46 238V237H47V234H50V233H49V232H48V233L45 232ZM100 233H102V231H101ZM105 233H106L107 235H105ZM117 233H118L119 235H117ZM204 233H205V234H204ZM38 234H39V233H38ZM38 234H37V235H38ZM41 234L38 235L37 237L40 238V237H41ZM43 234H42V235H43ZM51 234H50V235H51ZM76 234H75V235H76ZM94 234H93V235H94ZM114 234H116V235L114 236ZM129 234H128V235H129ZM161 234H162V233H160V232L158 233V235H161ZM169 234H170V236L172 235V237H170ZM262 234H263V233H262ZM34 235H36V234H34ZM91 235H92V233H91ZM99 235H101V236H99ZM143 235H144V234H143ZM194 235H195V234H194ZM194 235H193V236H194ZM64 236H65V237H64ZM117 236H118V237H117ZM121 236H123V238H124L123 240L120 239V238H122ZM138 236H137V237H138ZM167 236H168V240H169V241H171L172 238L175 239V238H174L175 235L173 236V233H172V232L167 233ZM262 236H264V234H263ZM48 237H50V236H48ZM48 237H47V239H45V240L43 239V243L40 244L41 247H42L43 245L45 246L44 242L46 243V240H47L48 243L51 242L50 240L48 241V239H49ZM76 237H78V236H76ZM89 237H90V236H89ZM109 237H110V238H109ZM128 237H129V236L126 237V240L131 241V238H130V237L128 238ZM190 237L192 238V236H190ZM30 238H31V237H30ZM39 238H38V239H39ZM50 238L52 239V235H51ZM93 238H92V240H93ZM106 238H109V239H112V238H113V240L119 238V239H118L119 241H118V240H117V241L114 240V242H113V240L108 241V239H106ZM134 238H136V236H134ZM170 238H171V239H170ZM263 238H264V237H263ZM36 239H37V238H36ZM38 239H37V241H38ZM66 239H65V240H66ZM71 239H72V240H70V239H69L68 241L66 240L67 243H66V241L62 240V242H60L61 245H60V243H59V245H55V244H54L55 247H56L58 250H56L54 246L52 247L53 250L55 249V250H56V253H57V254L59 253L60 256L63 257V258L59 257V258H58V261H57V257L59 256V254H58V255H57L56 253H55V254H51L52 256L54 255V257L57 255V256L55 257L56 259H55L54 257H52V258H54V260H56V263H53V264L60 263L59 260H61V259H62V262H61L60 264H64V263H63L64 258H65V262H69L68 264H76V261H75V262L72 261V260H75V257H76V256H75L76 254H75V255L73 254V252H75V250H74V245H73V244L76 243V244L79 245V246H80V244H79L78 242H76L75 239H74V240H73V238H71ZM89 239H90V238H89ZM136 239H137V238H136ZM136 239H135V240H136ZM138 239H139V237H138ZM138 239H137V240H138ZM195 239H196V241H195ZM207 239H208V241H207ZM212 239H213V238H212ZM41 240H42V237H41ZM41 240H39V241L41 242ZM85 240H86V241H85ZM90 240H91V239H90ZM92 240H91L90 242H92L91 244H94L95 242L92 241ZM106 240H107V241H106ZM197 240H199L202 244H201L200 242H198ZM205 240H206V241H205ZM263 240H264V239H263ZM39 241H38V244H39ZM71 241H72V242H71ZM73 241H74V243H73ZM111 241H112V243H110L109 246H108V243L111 242ZM132 241H134V240H132ZM138 241H140V239H139ZM69 242H70V243H69ZM88 242H89V241H88ZM90 242H89V244H90ZM93 242H94V243H93ZM107 242H108V243H107ZM196 242L200 243V245H198V243H196ZM63 243H64L66 246H65ZM96 243H98V242H96ZM49 244H50V243H49ZM49 244H48V245H49ZM62 244L64 245L63 247H62ZM70 244H72V245H70ZM86 244H87V243H86ZM98 244H100V243H98ZM98 244H97V245H98ZM174 244H175L174 240H173V242L171 241V243H170V249L175 248L174 250H177L178 248H177ZM40 245H39V246H40ZM48 245H47V243H46V246H45V247L49 248ZM51 245H52V244L49 245L50 248H51ZM68 245L70 246V249H72V248H73V249L70 250ZM82 245H83V243H82ZM126 245H125V246H126ZM44 246H43V248L40 247V249L42 250V251H41V254H43V255H44V250H45L46 253H48V252L46 251V250H48V249L45 248ZM67 246H68L67 250L64 249V248H66ZM83 246L86 247L87 245L85 246V244H84ZM83 246H80V247L83 248ZM120 246H121V248H120ZM138 246H139V248H140V244H138ZM143 246H144V247H143ZM208 246H207V247H208ZM59 247H61V248H63V249H61V248L59 249ZM71 247H72V248H71ZM80 247H79V248H80ZM200 247H201V246H200ZM44 248H45V249H44ZM87 248H88V247H86V249H87ZM122 248H123V250L127 249V250L124 251V252L127 251V254H128V249H129V250H130L129 252H130L131 254L129 253L130 255L127 256L126 253L123 252ZM147 249H148V250H147ZM183 249H185V250H183ZM14 250L16 251V249H14ZM14 250L12 249L11 252L8 254V255H10L9 257H8V255H7V253L5 254V256L7 257V258L4 257L6 260L3 259V261H5V262H4L5 264H19L18 261H17V259H16L18 255L15 254V253H19V252H18V251L15 252ZM55 250H54V252H55ZM62 250H63V251H62ZM64 250H65V251H64ZM73 250H74V251H73ZM110 250H112L111 253H110ZM114 250L117 252V255H116L115 252H113ZM201 250H202V249H200V251H201ZM13 251L15 252L14 254H13ZM49 251H52V250L49 249ZM57 251H59V252H57ZM60 251H61V252H60ZM69 251H70V255H71V256H72V255L75 256L74 258H73V256H72L73 259H71V260H70L71 256L68 255V254H69ZM71 251H72V253H71ZM77 251H78V250H77ZM83 251H84V250H83ZM118 251H119V252L121 251V253L119 254ZM162 251H163V250H162ZM169 251H170V250H169ZM207 251H208V250H207ZM62 252H63V253H62ZM66 252H67V253H66ZM78 252H79V251H78ZM164 252H165V251H164ZM183 252H184L186 255L184 254V256H183ZM189 252H190V251H187L186 248H182V249H181V252H180L179 255H178L179 259H173L174 257H171V256H172V255H171L170 258H171L172 260H171V259H169L168 261L166 260V263L170 264L169 261H170V260H171V261L174 260V262H171L172 264H173V263H175V264H179V262H180L181 264H183L182 262H183V260L186 258V256H187V259H189V258H188ZM11 253H12V255H11ZM107 253L104 252V255H105V256H104V257H101V258L104 259V258L106 257V255H107ZM160 253H161V254H160ZM181 253H182V254H181ZM201 253H202L203 255H204V254H207V252L205 253V251H204V252L202 251ZM208 253H209L208 255H205V256H207V257H205V260L208 262V261H210L209 259H211V261H210L211 263L208 262L207 264H214V263L217 264V261H216V262H215V261H212V260H214V257H215L214 254L211 253V251H208ZM61 254H62L63 256H62ZM132 254H133V255H132ZM138 254H139V255H138ZM210 254H211V256H210ZM27 255H28V257H30L29 254H27ZM27 255H26V257H27ZM43 255H40V257L43 256ZM49 255H50V254H48L47 256L49 257ZM212 255H213V256H212ZM251 255H253V254L251 253L250 255H248V256H249V257H248L249 259H247L246 262L249 261V262L251 263L252 261H254V260L257 258V257H255V259L253 260V259L251 258V257H252ZM47 256L45 255V256L41 257L42 260H43L44 262H46V263L49 262V261H45V260H44V257L47 258ZM132 256H133V258H132ZM250 256H251V257H250ZM28 257L25 258V261H26V259H28V261H29V260L31 261V258H32V261H33V262L36 260V259H33L34 257H30V259H29ZM36 257H39V256L36 255ZM40 257H39V258H40ZM107 257H108V256H107ZM107 257L105 258L106 261H105V259H104V260L102 259L103 262H102L101 259H100V260L98 259V260L101 261L103 264H105V263L116 264V263H115V262H116L115 259H114L115 262L112 260L114 257H113V258L111 257V259H110V256H109V257H108V258H109L108 260H107ZM127 257H128V258H127ZM140 257H141L142 259H140ZM156 257H157V256H156ZM210 257H211V258H210ZM41 258H40V262H39V263H37V262L39 261L38 259H37L38 261L36 260L37 262H34V263H37V264H40L41 262L44 263V262L41 260ZM50 258H51V257H50ZM60 258H61V259H60ZM129 258H130V259H129ZM182 258H184V259L182 260ZM250 258H251V259H250ZM253 258H254V257H253ZM15 259H16V260H15ZM126 259H127V261H126ZM135 259H136V260H135ZM150 259H151V258H150ZM157 259H158V258H157ZM48 260H49V258H48ZM109 260H112L113 262L111 263ZM129 260H130V261L133 260V262L131 261V263H130ZM151 260H152V259H151ZM185 260H186V259H185ZM250 260H252V261H250ZM256 260H257V259H256ZM256 260H255V262H257ZM25 261L23 262V264L28 263V261H26V263H25ZM30 261H29L28 264H31ZM50 261H51V259H50ZM71 261H72L73 263H71ZM77 261H78V260H77ZM107 261H109V262H107ZM125 261H126V262H125ZM134 261H135V263H134ZM137 261H138V262H137ZM141 261H143V262L141 263ZM147 261H148V262H147ZM206 261H204V260L201 261V262H203V263H201V264L206 263ZM239 261H242V260H239ZM16 262H17V263H16ZM52 262H53V261H52ZM101 262H98V263H96V264H102ZM136 262H137V263H136ZM177 262H178V263H177ZM213 262H214V263H213ZM246 262L244 261L243 263H242V262H239V263L245 264ZM255 262H253V263H255ZM4 263H3V264H4ZM77 263L79 264V261H78ZM161 263H160V264H161ZM164 263H162V264H164ZM166 263H165V264H166ZM189 263H190V261H187V262H185L184 264H189ZM157 264H159V263H157ZM190 264H193V263H190ZM218 264H220V263L218 262ZM221 264H223V263H221ZM247 264H248V263H247ZM251 264H252V263H251Z\"/></svg>",
    "mask_w": 264,
    "mask_h": 264
}]
</instances>
